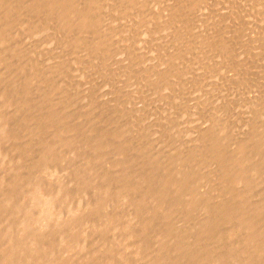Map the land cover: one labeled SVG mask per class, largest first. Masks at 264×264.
Returning <instances> with one entry per match:
<instances>
[{
    "label": "bare ground",
    "instance_id": "obj_1",
    "mask_svg": "<svg viewBox=\"0 0 264 264\" xmlns=\"http://www.w3.org/2000/svg\"><path fill=\"white\" fill-rule=\"evenodd\" d=\"M100 1V0H99ZM98 0H86V2H85V0L83 1H81V0H0V107H2V108H0V110H1V112H0V122L1 121H3L4 123H5V118L7 119L8 118V111H10V110H13V111H15V113H16V115H18V114H20V113H23L22 112V110L23 109H25L26 111H30V110H32V111H35V112H39V113H41L40 114V116L42 115V113L43 114H45V113H47V118L48 119H46V121H47V126H46V128L48 127V125L50 124L51 126V128H53L52 129V131L49 129V131H51V133H50V135H48L47 137H45V135H46V133H45V130H43L44 128H42V129H40L39 127H40V125H39V127H38V125H36V127L34 126L35 124H39L40 123V121H38L37 120V117H35V116H31V118L30 119H28V117H30L29 115H28V117H27V119H28V121L30 122V121H32V123L30 122V124L28 123L27 125H33L36 121L35 120H37L38 122L37 123H35L33 126L35 127H31V126H29V127H31L32 129H34V130H32L34 133H32V131H30L31 133H32V135L30 136V137H33V140L34 139H37L38 141L37 142H35V143H31L30 141H29V143L30 144H32L33 146H34V149L36 150V146H38V149L36 150V151H38V150H40L39 152H37V153H41L40 155H38L37 154V156H40V158H39V161L37 162V160H38V158H37V160H36V164H34V166H33V169L34 168H37L38 169V171H41V169H42V167L44 166H47L48 165V163H46L47 161L49 162V161H54L53 159L51 160V158L53 157V154L52 153H57L56 151H58V150H60V149H58L57 150V148H60L61 146H67V147H70L69 146V143H68V138L67 137H65L67 134H69V132L71 133L72 131H73V129L72 128H70L68 125H66V117H67V115L68 114H70V113H68L67 111H66V113H68V114H66V113H63V111L65 112V109L67 108L68 109V107L66 106V102H65V98H66V96H65V98L63 99V96L64 95H67V93H66V90L70 87H68V88H63L60 84H59V82L60 81H58V79L59 78H62V73H64V72H62L61 73V71L58 73V72H54V71H51V72H47V73H43L42 71H40V70H37L34 66H33V63H29L28 64V62H27V64H28V68H26L25 66H24V69H22L21 71L22 72H20V74H19V72H17V77L15 76V78L13 77H11L10 76V74L8 75V73H10L11 72V69H10V60H12V58L14 57H11V59H10V54H9V45H10V47H12V43L14 42V30L16 29V28H19L20 30H26V28L27 29H30L31 27H29L28 25H29V23H33L34 25H33V27L31 28V31H29V32H32V33H35L36 34V31L37 32H44L43 34H45V32H48L49 30H53V32H55L56 34H57V36H61L62 37V40H61V42H60V44L58 45V47L59 46H61V48H62V50H64V51H66L68 54L69 53H72L73 54V57L76 55H74V53H76L75 51H81L82 53H84L85 51H84V49L86 50V51H88V49H89V51H91L93 54H94V56H97L98 57V54H99V57L100 58H108L109 60H110V52L109 51H111V49L112 48H114L113 46H112V43H114L115 41V35L113 36V38H114V42H112L110 39H113L112 38V35H111V38H109V40L111 41V46H109V43H108V40L106 39L107 37H103L104 35L103 34H105L106 32H107V30H109L108 28L106 29V32H105V30H104V32L105 33H103V29L105 28L104 26H106L105 24H106V19H105V17H108V18H112V17H114L113 19H110L111 20V22H114L115 20V15L118 13V14H121V16H119L118 14V16L119 17H121L122 18V16H123V19L125 20V19H127V21L128 20H131V21H133V25H132V28L134 27L135 29H136V31H137V33H139L140 31H138V29H140V28H146L145 29V32H143V30H142V32H143V35H142V39H143V36L145 37V43H147V42H152V44H153V40H150L151 38H153L154 36L152 35V34H154V33H152V28H155L157 31L155 32L156 33V35H158L157 36V39L155 40V43L156 42H159V43H162V41H161V36H163L162 35V33H166V35H167V33L169 32L170 33V35H171V38L170 39H172L171 41H175V42H177L176 44L177 45H175L176 47H178L180 44V46L182 47V44L184 43V42H186V41H184V39L186 40V36L187 35H190V33H188L189 31H187L186 29H188V28H186V26L187 25H190V22L191 21H193L194 20V17H195V19H196V16H197V18L198 19H200L201 18V16L203 17V12H204V10H205V8H206V6L210 3V1L211 0H120L119 2H117L118 4L120 3V7H119V9H117V8H111V10L109 11V13H108V15L107 16H104V14L103 13H105V12H103V9L105 8L104 6H105V4H104V8L102 7V5L103 4H101L102 2H103V0L101 1V3L99 2ZM105 1H107V0H105ZM104 1V2H105ZM115 0H113V2H114ZM117 1V0H116ZM115 1V2H116ZM213 2H214V0H212ZM222 1V0H221ZM229 2V1H231L230 2V5L232 4V3H234V1L235 0H224L223 1V3L225 4L226 2ZM247 1V0H246ZM252 1H254L255 3H254V5L256 6V7H261V8H264V7H262V3H264V0H251V2ZM103 2V3H104ZM109 2V1H108ZM112 2V1H111ZM245 3V1H240L239 3ZM247 2H249V1H247ZM253 3V2H252ZM252 3H250V5L252 4ZM117 4V5H118ZM227 4V3H226ZM261 4V5H260ZM109 5V4H108ZM107 5V6H108ZM211 4H209L208 6H207V8L210 6ZM228 5V4H227ZM234 5V4H233ZM242 5V4H241ZM113 6H114V4H113ZM240 6V5H239ZM249 6V5H248ZM109 7H112V5L111 6H109ZM150 8V11L147 9V8ZM251 7H253V6H251ZM228 9H229V7H227ZM255 8V7H254ZM253 8V9H254ZM108 9V8H107ZM106 9V10H107ZM227 9V10H228ZM249 9H251V8H249ZM252 9V10H253ZM208 10V9H207ZM227 10H225V11H227ZM251 10V11H252ZM260 10V9H259ZM259 10L257 9V11L259 12ZM105 11V10H104ZM151 12L150 14H149V12ZM212 11V13L214 14V13H216V12H218V11H216V12H213V10L211 9L210 10V12ZM224 11V12H225ZM248 11H250V10H248ZM254 11H255V9H254ZM264 11V10H263ZM202 12V13H201ZM208 13H209V11H207ZM240 12V11H239ZM238 11H237V13H239ZM106 13V14H107ZM149 15H148V14ZM219 13V12H218ZM223 13V12H222ZM227 13V12H226ZM230 13V12H229ZM252 13V12H251ZM255 13V12H254ZM261 13V12H260ZM260 13H258L259 15H260ZM263 13V12H262ZM105 14V15H106ZM207 16L206 17H208L209 15L207 14V13H205ZM204 14V15H205ZM220 14V13H219ZM225 13H223L222 14V16L224 15ZM231 14H232V12H231ZM253 14V13H252ZM212 15V14H211ZM226 15H228V14H226ZM225 15V16H226ZM233 15V14H232ZM264 14H262L261 16H263ZM110 16V17H109ZM216 16V18H214V19H217L218 17V14L217 15H215ZM215 16H213V17H215ZM220 16H221V14H220ZM225 16H224V19H225ZM254 16H256L257 17V15H254ZM118 17V18H119ZM211 17V16H210ZM228 17H229V15H228ZM228 17H226L227 19H229ZM234 17V16H233ZM259 17V16H258ZM204 18V17H203ZM231 18V17H230ZM253 18V17H252ZM120 19V18H119ZM208 19H209V17H208ZM207 19V20H208ZM211 19V18H210ZM221 19H222V17H221ZM223 19V20H224ZM235 19H236V17H235ZM233 20V21H237V20ZM257 19V18H256ZM112 20H114V21H112ZM122 20V19H121ZM202 20H204V19H202ZM202 20H197V22H200V21H202ZM219 20V19H218ZM23 21V22H22ZM109 21V20H108ZM107 21V22H108ZM126 21V20H125ZM125 21L123 22V20L121 21V22H123V23H125ZM126 21V22H127ZM196 21V20H195ZM229 21H231V19L229 20ZM257 21V20H256ZM118 22V21H117ZM232 22V21H231ZM238 22V21H237ZM236 22V23H237ZM264 22V21H263ZM115 23V22H114ZM123 23L121 24L122 25V27H123ZM128 23H129V21H128ZM127 23V24H128ZM131 23V22H130ZM201 23V22H200ZM203 23V22H202ZM228 23V22H227ZM241 23V22H240ZM111 24V23H110ZM126 24V25H127ZM144 24V25H143ZM196 24H199V23H196ZM195 24V25H196ZM204 25H206V23H203ZM212 24V23H211ZM216 24V23H215ZM225 24V23H224ZM109 25V24H108ZM113 24H111V26H112ZM115 25V24H114ZM120 25V23H119V27L121 26ZM130 24H129V26L128 27H130L131 26ZM201 25V24H200ZM210 25V24H209ZM221 25V24H220ZM230 25V24H229ZM229 25H227V29L226 28H224L225 30L224 31H222L223 32V34H227V35H229V36H232V38H234L236 35V33L235 32H238V31H236V25L234 24V25H230V27H228ZM239 26L241 25V27L242 26H244V24L242 25V24H238ZM115 26H117V24L115 25ZM125 26V25H124ZM208 26V25H207ZM212 26H213V24H212ZM211 25H210V28L212 27ZM218 26H219V24H218ZM107 27V26H106ZM113 27V26H112ZM118 27V26H117ZM118 27V28H119ZM204 28H205V26H203ZM202 27V25L200 26V29H202L203 28ZM217 27V26H216ZM223 27H225V25H223ZM222 26L220 27L219 26V28H223ZM121 28V27H120ZM126 28H127V26H126ZM134 28H133V30L131 29V27H130V29H131V31H134ZM142 28V29H143ZM213 28H215V27H213ZM218 28V27H217ZM239 28V27H238ZM237 28V29H238ZM243 28V27H242ZM241 28V29H242ZM244 28H245V26H244ZM243 28V29H244ZM121 29H123L122 31H125L126 32V30L127 29H125L124 27L123 28H121ZM125 29V30H124ZM130 29H128L129 31H130ZM154 29V30H155ZM194 29V28H193ZM198 30H199V28H197ZM264 29V28H263ZM116 30V29H115ZM118 30V29H117ZM184 30H186L187 32H185V33H188L186 36H185V38L183 37V32H184ZM190 30V29H189ZM206 30V29H205ZM211 31H209L208 30V32H213L212 31V29H210ZM28 31V30H27ZM130 31V32H131ZM200 31V30H199ZM217 31H219V30H217ZM217 31H215V33L213 32V35L214 34H216L217 35ZM241 31H243V30H241ZM26 32V31H25ZM109 32H112V31H109ZM108 32V33H109ZM118 32V31H117ZM120 32V31H119ZM135 32V31H134ZM149 32H150V35H152L153 37H150V39L148 38V36H149ZM202 32H203V30H202ZM208 32H205V34L204 35H206V33H208ZM217 32V33H216ZM16 33V32H15ZM107 33V34H108ZM115 33V32H114ZM124 33V32H123ZM129 33V32H128ZM133 33V32H132ZM144 33H145V35H144ZM196 34H199L197 31L195 32ZM194 33V34H195ZM201 33V32H200ZM204 33V32H203ZM220 33V32H219ZM218 33V34H219ZM34 34V35H35ZM55 34V35H56ZM119 35H120V33H118ZM118 34H116V36H118ZM126 34H127V32H126ZM136 33H134V35H135ZM148 34V35H147ZM193 34V31H192V33H191V35ZM193 34V35H194ZM39 35V34H38ZM106 35V34H105ZM110 35V34H109ZM124 35H125V33H124ZM130 35H131V33L129 34V35H125L126 37L128 36V40H131L132 38L130 37ZM133 35V34H132ZM133 35V36H134ZM140 35V36H141ZM165 35V36H166ZM208 35H211V34H208ZM107 36V35H106ZM138 36V35H137ZM198 36V35H197ZM215 36V35H214ZM223 36L224 35H222V37L220 38V39H218L219 41H214L217 45H215L214 43H213V41H211V40H205V39H203L204 37H203V35H201V38L204 40V41H202V39H199V41H200V44H202V45H204L205 43L208 45V43L209 44H214L215 46L213 47V45H212V50L211 51H213V49L214 50H217L220 54L219 55H221V57H223L224 58V60H226V58H229V50H231L232 51V47H231V49H229L228 48V46H227V43L229 42V39H227V38H223ZM243 36V38H244V36L245 35H242ZM241 36V37H242ZM109 37V36H108ZM129 37L131 38V39H129ZM135 37H136V35H135ZM199 37V36H198ZM197 37V38H198ZM206 37H207V35H206ZM205 37V38H206ZM213 37V36H212ZM217 37H218V35H217ZM220 37V36H219ZM226 37V36H225ZM238 37H239V39H241V40H243V38H240V35L238 36H236V39L238 40ZM246 37V36H245ZM263 37V36H262ZM116 38H118V37H116ZM122 39H123V36L121 37ZM140 38V37H139ZM155 38H156V36H155ZM168 37H166V39H167ZM184 38V39H183ZM200 38V37H199ZM209 38H211L210 36H209ZM215 38H216V36H215ZM214 38V39H215ZM229 38V37H228ZM259 38V37H258ZM119 39H120V36H119ZM119 39H117V40H119ZM121 39V41H123V43H125L124 42V39H125V37H124V39L122 40ZM136 39H138L137 37H136ZM134 40V39H132V40H134V41H137V40ZM146 39H149V40H147L146 41ZM159 39V41H157ZM213 39V40H214ZM225 39L226 40H228V41H225ZM235 39V40H236ZM247 39H248V37H247ZM261 39H263V38H261ZM141 40V39H140ZM169 40V39H168ZM194 40V39H193ZM233 40V42H234V39H232ZM244 40H246V38H244ZM243 40V41H244ZM253 40H255V41H257L256 40V38L255 39H253ZM264 40V39H263ZM142 41V40H141ZM164 41H167V40H165V38H164V40H163V42ZM173 41V42H174ZM187 41H189L188 40V37H187ZM195 41H198V40H195ZM247 41V40H246ZM245 41V42H246ZM119 42V41H118ZM130 42V41H129ZM138 42H140L139 41V39H138ZM169 42V41H168ZM232 42V41H231ZM238 42V41H237ZM237 42H234L235 43V45H236V43ZM251 42V41H250ZM254 42V41H253ZM252 42V43H253ZM258 42V41H257ZM121 43V42H120ZM127 43V42H126ZM135 42H133V44H134ZM141 43H144V42H141ZM159 43L157 44V46L158 47H156L157 49L158 48H160L161 49V47H159ZM165 43V42H164ZM233 43V44H234ZM240 43H243V42H240ZM239 43V44H240ZM249 43V42H248ZM247 43V44H248ZM263 43H264V41H263ZM115 44L116 43H114V46H115ZM130 44V43H129ZM136 44V43H135ZM140 43H138L137 45H139ZM190 44H192V43H189V44H185V45H190ZM206 44H205V46H206ZM232 43H231V46L233 45ZM239 44H237L238 46H239ZM254 44H257L256 42H254ZM127 45V44H126ZM126 45H125V47L123 48V49H126L127 50V47H126ZM137 45H136V47H137ZM142 45V44H141ZM153 45H155L156 46V44H153ZM162 45H165V44H162ZM251 45V44H250ZM15 46H17V44L15 45ZM135 46V45H134ZM140 46V45H139ZM138 46V47H139ZM151 46V45H150ZM155 46H152L153 47V49H154V47ZM187 46V47H188ZM216 46H217V48H216ZM230 46V45H229ZM244 46H245V44H244ZM257 46H259V45H257ZM262 46V45H261ZM261 46H259V47H261ZM264 46V45H263ZM109 47H111V49L109 50ZM129 47H132V45L130 46L129 45ZM136 47H134V48H136ZM148 47V46H147ZM151 47V48H152ZM183 47H185L184 45H183ZM182 47V48H183ZM204 47V46H203ZM202 46H201V48H203ZM246 47H250V46H246ZM252 47V46H251ZM251 47L250 48H248V49H250V50H252L251 49ZM253 47H254V45H253ZM259 47H255V48H259ZM13 48V47H12ZM12 48H10V49H12ZM60 48V47H59ZM115 48H116V46H115ZM134 48H131V50L130 51H132V49L134 50V51H136V49H134ZM194 49H195V47H193ZM205 48V47H204ZM200 49V50H205L206 51V48L205 49ZM234 48H236L235 46H234ZM238 48V47H237ZM237 48L236 49H233V52L232 53H234V50H237ZM242 47H240L239 49H241ZM254 48V49H255ZM129 49V48H128ZM139 49V48H138ZM156 49V50H157ZM176 49V48H175ZM189 49H192V46H191V48H190V46H189ZM194 49H192V50H194ZM209 49H211V48H209ZM207 50V51H210V50ZM229 49V50H228ZM245 49V48H244ZM247 49V48H246ZM247 49V50H248ZM262 49V48H261ZM14 50V49H13ZM18 50V49H17ZM147 50V48L145 49V51ZM150 50L151 49H149L148 51H149V53H152V52H150ZM155 50V51H156ZM179 50V49H178ZM181 50V49H180ZM198 50V49H197ZM256 50V49H255ZM259 50H260V48H259ZM263 51L262 52H264V49H262ZM61 51V50H60ZM64 51H62V52H64ZM88 51V52H89ZM118 51V53H119V49L117 50ZM116 50H115V52H117ZM124 51V50H123ZM152 51V50H151ZM154 51V52H155ZM205 51H204V53H205ZM216 51V52H217ZM240 51V50H239ZM243 51H245V50H243ZM261 51V50H260ZM14 52V51H13ZM114 51H111V53H113ZM120 52H122V50L120 51ZM126 51H124V52H122L123 54L125 53ZM133 52V51H132ZM132 52H129L130 54L132 53ZM137 52V51H136ZM157 52V51H156ZM159 52H161V51H159ZM173 52H175V50H173ZM172 52V53H173ZM185 52H186V50H185ZM185 52H183V53H185ZM189 52V51H188ZM192 52V51H191ZM215 52V53H216ZM217 52V53H218ZM257 52V51H256ZM18 53V52H17ZM65 53V52H64ZM66 53V54H67ZM81 53V54H82ZM86 53V52H85ZM121 53V54H122ZM127 53V52H126ZM139 53V52H138ZM147 54H149L148 52H146ZM145 53V54H146ZM171 53V54H172ZM180 53V52H179ZM190 53V52H189ZM199 54H200V51L198 52ZM201 53H203L202 51H201ZM208 53V52H207ZM12 54V53H11ZM14 54H15V52H14ZM65 54V55H66ZM80 54V53H79ZM80 54V55H81ZM95 54H97V55H95ZM130 54H126V55H130ZM133 54V53H132ZM143 54V53H142ZM142 54H138L139 56L140 55H142ZM153 54V53H152ZM155 54V53H154ZM176 54V53H175ZM175 54L173 55V59H174V56H175ZM192 54V53H191ZM191 54H190V56H191ZM208 54H210V53H208ZM211 54H212V52H211ZM210 54V55H211ZM250 54V55H249ZM248 55L250 56H248V59H251V53H249ZM259 54V55H258ZM78 55V54H77ZM83 55V54H82ZM81 55V56H82ZM87 55V54H86ZM92 55V54H91ZM111 55H115V54H111ZM117 55V54H116ZM119 55V54H118ZM118 55H117V57H118ZM126 55H123V57L122 58H124ZM136 56H137V54H135ZM144 55V54H143ZM158 55V54H157ZM156 55V56H157ZM170 55V54H169ZM177 56H178V53L176 54ZM180 55V54H179ZM189 55V54H188ZM203 55V54H202ZM202 55L200 54L199 56H201L202 57ZM219 55H217V56H219ZM254 55V54H253ZM257 55L258 56H261L260 55V53L258 52L257 53ZM257 55H255L256 57H257ZM18 55H16V57H17ZM21 56V55H20ZM67 56V55H66ZM72 56V55H71ZM83 56H85V55H83ZM88 56L90 57V55L88 54ZM93 56V55H92ZM127 56V57H128ZM153 56V55H152ZM160 55H158V57H159ZM164 55H162V57H163ZM171 56V55H170ZM183 56H184V54H183ZM182 56V57H183ZM189 56V57H190ZM194 56V55H193ZM193 56L191 57V58H193ZM211 56H213V55H211ZM246 56L247 55H243V54H240L239 55V57H237L238 58V60L237 61H239L240 62V64L239 65H241V66H245L246 68H247V65H246V60H247V58H246ZM263 56V55H262ZM261 56V57H262ZM23 57V56H22ZM26 57V56H25ZM29 57V56H28ZM76 57L77 56H75V58H74V60L76 59ZM89 57H88V59H89ZM97 57H96V59H97ZM112 58L114 57V56H111ZM116 56H115V58H117ZM157 57V58H158ZM161 57V56H160ZM172 57V56H171ZM178 57H180L179 59H182V57L181 56H178ZM186 57H187V55H186ZM214 57V56H213ZM236 57L234 58V59H231L232 60V62H231V64L233 63V60L235 61L236 60ZM260 57V58H261ZM27 58V57H26ZM67 58H70V56L69 57H67ZM91 58V57H90ZM115 58H113L114 60H116ZM118 58H120V57H118ZM153 58H154V56H153ZM156 58V57H155ZM168 58V57H167ZM167 58H165V56H164V61H168V59ZM170 58V57H169ZM212 58V57H211ZM217 58H219V57H217ZM223 58L221 59L222 60V63L221 64H225V63H223ZM233 58V57H232ZM263 58V57H262ZM261 58V59H262ZM18 59V58H17ZM28 59V58H27ZM31 59V58H30ZM70 59H72V58H70ZM77 59H78V57H77ZM81 59V58H80ZM83 59H84V57H83ZM108 59H107V61H108ZM121 59V58H120ZM120 59H118V60H120ZM124 59H126V58H124ZM133 58H131V60H132ZM167 59V60H166ZM177 59V57L175 58V60ZM194 59V58H193ZM198 59H199V57H198ZM220 59V58H219ZM254 59H255V57H254ZM259 59V58H258ZM257 59V60H258ZM261 59H259L260 61H261ZM264 59V58H263ZM16 60V59H15ZM79 60V59H78ZM78 60H77V62H75V61H70V60H68V61H70V63L71 62H73L74 63V65H75V63H79L78 62ZM85 60V59H84ZM92 60V59H91ZM99 60H102V59H99ZM113 60V61H114ZM130 60V59H129ZM134 60H135V58H134ZM133 60V61H134ZM139 60H141V59H139ZM151 60H153L152 59V57H151ZM151 60H146V62H152ZM161 61L162 59H158V61ZM175 60H172V61H174L175 63L177 62V61H175ZM230 60V59H229ZM258 60V61H259ZM13 61H14V59H13ZM24 60H22V62H23ZM80 61V60H79ZM86 61H88V63H89V60H87L86 59ZM94 61V60H93ZM97 61V60H96ZM112 61V62H113ZM126 61V60H125ZM136 61H138V60H136ZM155 61V60H154ZM183 61H186L185 60V58L183 59ZM247 61H249V63L248 64H250L251 62H250V60H247ZM258 61H257V63H258ZM20 62V61H19ZM24 62H26V61H24ZM30 62H32L31 60H30ZM100 62H102L103 63V61H99L98 63H100ZM105 62V61H104ZM110 62H111V60H110ZM111 62V63H112ZM115 62H117V60L115 61ZM115 62H113V63H115ZM118 62H120V61H118ZM123 62V61H122ZM131 63H133L132 61H130ZM171 62V61H170ZM181 62V61H180ZM225 62V61H224ZM228 62V61H227ZM226 62V63H227ZM253 62L254 61H252V64H253ZM12 63V62H11ZM15 63V61L13 62V64ZM36 63V62H35ZM34 63V64H35ZM81 63H83V62H81ZM107 63V62H106ZM112 63V64H113ZM121 63V62H120ZM125 63V62H124ZM137 62H135V63H133V64H135V65H137L136 64ZM139 63H141V64H143V66L145 67V65H144V61L143 62H138V64ZM157 62H155L154 63V65H159V64H156ZM159 63V62H158ZM179 62H177L176 64H178ZM183 63V62H182ZM182 63H180V64H182ZM230 63V62H229ZM236 63V62H235ZM256 63V64H257ZM264 63V62H263ZM16 64H17V60H16ZM15 64V65H16ZM20 64V63H19ZM22 64V63H21ZM37 64V63H36ZM109 64V63H108ZM123 64V63H122ZM126 64V63H125ZM141 64L139 65V66H137V67H139V68H142L141 70H143V67H140L141 66ZM152 64H153V62H152ZM164 64V63H163ZM168 64V65H167ZM167 64H165V65H167V66H169V62L167 63ZM173 64V63H172ZM180 64L178 65V66H176V67H180ZM237 64V63H236ZM238 64H237V66H238ZM261 64V63H260ZM99 65V64H98ZM100 65H101V63H100ZM104 65V64H103ZM102 65V66H103ZM132 65V64H131ZM130 65V67H131V69H132V66ZM264 65V64H263ZM14 65H12V67H13ZM27 66V65H26ZM36 66H38V65H36ZM106 67H107V64L105 65ZM115 66V65H114ZM124 66V65H123ZM147 66V65H146ZM151 66V65H150ZM170 66H172L171 64H170ZM173 66H174V64H173ZM172 66V67H173ZM184 66H185V64H184ZM220 66V65H219ZM218 66V67H219ZM225 66V65H224ZM234 66H235V64H234ZM240 66V67H241ZM253 66V65H252ZM257 67H260V66H258V65H256ZM255 66V63H254V68L256 67ZM20 67H22V66H20ZM20 67H19V69H20ZM104 67V66H103ZM117 67H119V65L117 66ZM121 67V66H120ZM130 67H129V70H130ZM149 67V66H148ZM152 67H153V65H152ZM152 67H149L148 69L150 70V69H152ZM158 67V69L160 68L159 66H157ZM175 67V66H174ZM185 67H187V63H186V66ZM239 67V66H238ZM238 67H235V68H238ZM239 67V68H240ZM249 67V66H248ZM252 67V68H253ZM264 68V66H262V64H261V67L260 68ZM38 68V67H37ZM102 68V67H101ZM116 68V67H115ZM124 68V67H123ZM126 68H127V66H126ZM136 68V67H135ZM163 68V67H162ZM161 68V69H162ZM166 68H168V67H166ZM166 68H164V69H166ZM170 68V67H169ZM182 68H183V66H182ZM189 68V67H188ZM243 68V67H242ZM249 68H251V67H249ZM248 68V72H249V70H251V69H249ZM253 68V69H254ZM16 69H17V67H16ZM16 69H14L13 70V68H12V71H15V74H16ZM18 69V70H19ZM116 69H119V68H116ZM128 69V68H127ZM146 69V68H145ZM144 69V70H145ZM156 69V68H155ZM163 69V70H164ZM171 69V68H170ZM245 69V68H244ZM258 69V68H257ZM120 70H122V69H120ZM124 70V69H123ZM133 70V69H132ZM137 70H138V72H144V71H139V69L137 68ZM147 70V69H146ZM171 70H173V69H171ZM177 70V69H176ZM262 70H264V69H262ZM262 70H261V72H262ZM20 71V70H19ZM117 71V70H116ZM125 71H127L128 72V70H125ZM125 71H123L124 73H125ZM134 72L136 71V69H134L133 70ZM155 71V70H154ZM153 71V72H154ZM174 71V70H173ZM172 71V73H175V71L173 72ZM178 71V70H177ZM180 71H181V69H180ZM182 71H183V69H182ZM185 71V70H184ZM218 71V70H217ZM238 71H239V69H238ZM241 71V70H240ZM246 71V70H245ZM126 72V73H127ZM130 72H131V70H130ZM136 73L138 76L140 75V74H142V73ZM151 72V71H150ZM186 72V71H185ZM187 72H189V71H187ZM219 72H221V70L219 71ZM243 73H244V71H242ZM260 71H258V72H254L255 74H257V73H259ZM11 73H13V72H11ZM121 73V72H120ZM123 73V74H124ZM129 73V72H128ZM155 73H158V70H157V72H154V74ZM160 73V72H159ZM163 73H165V72H163ZM178 73V72H177ZM176 73V74H177ZM215 73H218V72H215ZM242 73V74H243ZM14 74V73H13ZM44 74V75H43ZM122 74V73H121ZM132 74H133V77H134V73L132 72ZM136 74H135V76H136ZM144 74V73H143ZM153 73H152V75H154ZM166 74V73H165ZM165 74H163V75H165ZM171 74V73H170ZM175 74V75H176ZM178 74H181L180 72L178 73ZM182 74H184V73H182ZM187 74V73H186ZM189 74V73H188ZM245 74V73H244ZM243 74V76H245ZM126 75V74H125ZM128 75V74H127ZM145 75H146V73H145ZM151 75V73H149V76ZM160 77H162V73H160V74H158ZM172 75V74H171ZM171 75H170V77H171ZM246 75H247V73H246ZM257 75H259V74H257ZM257 75H255L256 76V78L258 77ZM143 77H145L144 75H142ZM142 76H140L139 78L141 79V77ZM155 76H156V74H155ZM166 76H168L169 77V75L167 74ZM178 76V75H177ZM184 76V75H183ZM182 76V77H183ZM187 76V75H186ZM186 76H185V79H186ZM239 76H240V74H239ZM248 76H249V73H248ZM247 76V77H248ZM260 76V75H259ZM263 76V75H262ZM261 76V77H262ZM125 77V76H124ZM127 77V76H126ZM131 77H132V75H131ZM151 77V76H150ZM154 77V76H153ZM159 77V78H160ZM168 77L166 78V79H168ZM169 77V78H170ZM172 77H173V75H172ZM234 77H236V76H234ZM246 77V78H247ZM251 77H253V75H251ZM251 77H249L248 79V81L249 82H252L253 81V79H252V81H251ZM120 78H122V77H120ZM130 78V77H129ZM127 79V80H132V79ZM138 77H137V79H139ZM155 78V77H154ZM156 78H158V77H156ZM159 78L157 79L158 81H159ZM180 78H181V76H180ZM184 78V77H183ZM245 78V77H244ZM255 78V80H257ZM264 78V77H263ZM262 78V79H263ZM113 79V78H112ZM134 79V78H133ZM136 79V78H135ZM144 79H146V81H147V77L146 78H144ZM151 79V78H150ZM172 79V78H171ZM177 79V78H176ZM179 79V78H178ZM261 79V78H260ZM121 80V79H120ZM153 80V79H152ZM155 81H157L156 79H154ZM163 80H164V78H163ZM247 80V79H246ZM140 81V80H139ZM142 82L144 81L145 82V80H143V78H142V80H141ZM140 81V82H141ZM150 81V80H149ZM169 81V80H168ZM168 81H166L167 83H168ZM260 81V80H259ZM262 81V80H261ZM118 82V81H117ZM131 82V81H130ZM143 82V83H144ZM152 82V81H151ZM236 82V81H235ZM240 82V81H239ZM255 82V81H254ZM122 83H123V81H122ZM138 83V85H143V86H145L144 84H146V87H148L147 86V84H149V83H144V84H142V83H140L139 84V82H138V80H137V82H136V84ZM159 83V82H158ZM162 83V81L159 83V84H161ZM164 83V82H163ZM166 83V84H167ZM237 83V82H236ZM264 83V82H263ZM116 84H118L119 85V83H116ZM121 84V83H120ZM157 84V83H156ZM165 84V86H167ZM241 84V83H240ZM259 83H258V81H257V83H256V85H258ZM117 85V86H118ZM128 85V84H127ZM126 85V86H127ZM138 85H136V88L138 89L139 88V90L137 91V92H139L140 91V89H141V91H142V89H143V87L142 88H140L141 87V85H140V87L138 86ZM150 85V84H149ZM155 85V84H154ZM158 85V84H157ZM162 85V84H161ZM263 86L264 87V84H261V82H260V84H259V86ZM116 86V85H115ZM122 86H125V85H123L122 84ZM134 86H135V84H134ZM152 86H153V84H152ZM163 86H164V84L162 85V88H163ZM259 86H257L258 88H259ZM262 87V88H263ZM118 88H119V86H118ZM125 88H127V87H125ZM150 88H153V87H150ZM158 88H160L161 89V87L159 86ZM157 88V89H158ZM258 88H256V91H257V89ZM145 89H147V88H145L144 87V90ZM154 89V88H153ZM155 89H156V86H155ZM154 89V90H155ZM159 89V90H160ZM259 89H261V88H259ZM117 90V89H116ZM163 90H166V91H168L169 92V89H167V87H166V89H161V92L163 91ZM264 89H262L261 91H263ZM140 91V92H141ZM147 90H145V92H146ZM151 91V90H150ZM150 91H149V93H150ZM156 91V90H155ZM154 91V92H155ZM158 91V90H157ZM194 91H196V90H194ZM220 91V90H219ZM222 91V90H221ZM220 91V92H221ZM256 91H254V92H256ZM69 92V91H68ZM134 92H135V90H134ZM133 92V93H134ZM148 92V91H147ZM168 92H167V94H168ZM199 92V91H198ZM219 92V93H220ZM223 92V91H222ZM157 93V92H156ZM158 93H160V91H158ZM196 93V92H195ZM194 93V94H195ZM217 93V92H216ZM264 93V92H263ZM262 93V94H263ZM205 94V93H204ZM212 94H214V93H212ZM256 94H257V92H256ZM259 94H260V91H259ZM68 95H69V93H68ZM127 95H131V94H127ZM158 95V94H157ZM163 95H165L164 93H163ZM162 94H161V97H164ZM197 95V94H196ZM199 95V94H198ZM197 95V96H198ZM219 95V94H218ZM218 95L216 94L215 95V97L214 98H217L218 97ZM221 95V94H220ZM219 95V96H220ZM135 96V95H134ZM138 96V95H137ZM197 96H195L194 97V99H196V100H199V98H200V96H202V93H201V95H199V98L197 97ZM204 96H207V94L206 95H204ZM204 96H202L203 98H204ZM211 96H213V95H210V97L208 96L207 98H212ZM217 96V97H216ZM224 96V95H223ZM222 96V98H226V96H224L223 97ZM136 97V96H135ZM221 97V96H220ZM25 98H32V100H31V102L28 100H26ZM133 98V101H134V97H132ZM150 98V97H149ZM160 98V97H159ZM198 98V99H197ZM206 98V97H205ZM206 98V99H207ZM219 98V97H218ZM218 98H217V101H218ZM67 99V98H66ZM68 99H69V97H68ZM70 99H72V98H70ZM75 99V98H74ZM76 99H77V97H76ZM138 100H139V98H137ZM161 99V98H160ZM164 100H165V98H163ZM201 99V98H200ZM206 99H203L204 101H206ZM208 99V100H209ZM26 102H24V101ZM73 100V99H72ZM71 100V101H72ZM137 100V101H138ZM141 100L143 101V99L141 98ZM146 100H148V99H146ZM145 100V101H146ZM206 101V103L207 102H209V101H211V100H209V101ZM214 101H213V103L216 101L215 99H213ZM219 100H222L221 98L219 99ZM74 102H75V100H73ZM72 101V102H73ZM77 102H78V100H76ZM87 101V100H86ZM136 100H135V102H137ZM142 101H141V104H142ZM150 101V100H149ZM159 101V100H158ZM204 101H201L200 100V103H202L203 105L205 104V103H203ZM217 101H216V103H217ZM263 101H264V99H263ZM29 102V103H28ZM91 102V101H90ZM138 102H140V101H138ZM137 102V104L139 105L140 103H138ZM159 102H161V101H159ZM158 102V103H159ZM27 103L29 104V105H27ZM86 103H88V102H86ZM146 103H147V101H146ZM157 103V102H156ZM155 103V104H156ZM193 103H195V102H193ZM198 103V102H197ZM215 103V104H216ZM65 104V105H64ZM89 104V103H88ZM143 104H144V101H143ZM142 104V105H143ZM148 104V103H147ZM152 104H154L153 102H152ZM151 104V105H152ZM164 104L165 103H163V106H164ZM210 104V103H209ZM85 105V104H84ZM91 107H93V103L92 104H89ZM142 105H139V106H142ZM198 105L200 106L201 104H199L198 103ZM195 106V105H192V107H199V106ZM213 105V104H212ZM26 106H28V108L26 109ZM65 106V107H64ZM85 106H87V105H85ZM146 106V104H144V107ZM149 106V105H148ZM166 106H168V103H167V105ZM165 106V107H166ZM208 106V105H207ZM211 106V105H210ZM210 106H209V108H210ZM25 107V108H24ZM88 107V106H87ZM147 107V106H146ZM151 107V106H150ZM158 108L159 107V109L161 108L160 107V105L159 106H155V108ZM205 107H206V105H205ZM259 107V106H258ZM155 109V110H158V109ZM168 108V107H167ZM223 109H225L224 108V106L222 107ZM221 108V109H222ZM260 108V107H259ZM258 108V109H259ZM264 108V107H263ZM263 108H262V110H263ZM116 109V108H115ZM119 109V108H118ZM149 109V108H148ZM163 109V108H162ZM164 109H166V108H164ZM213 109V108H212ZM220 109V110H221ZM250 109V108H249ZM261 109V108H260ZM89 110V109H88ZM92 109H90V111H91ZM4 111V112H3ZM117 111V110H116ZM115 111V112H116ZM152 111V110H151ZM224 111V110H223ZM256 111H257V109H256ZM8 112V113H7ZM31 112V111H30ZM63 113L64 115L66 114V116L64 117L61 113ZM148 112H150V109H149V111ZM249 112V111H248ZM250 112H252V113H250V115L252 114L253 115V111H252V109L250 110ZM259 112V113H258ZM258 114L257 115H260V113H261V110L259 111L258 110ZM38 113V114H39ZM86 113H88L89 114V111L87 112L86 111ZM213 113H214V111H213ZM215 113H217L218 114V109H217V112H215ZM219 113H222V111L221 112H219ZM24 114H25V111H24ZM37 113H36V115H38ZM217 114H215V115H217ZM223 114V113H222ZM221 114V115H222ZM14 115V114H13ZM23 115V114H22ZM27 115V114H26ZM25 115V116H26ZM72 115V114H71ZM75 115V114H74ZM90 115V114H89ZM218 115H220V114H218ZM217 115V117H219ZM245 115V114H244ZM247 115V114H246ZM248 115H249V113H248ZM262 115V118H260L259 116V118L262 120L263 119V115L264 114H261ZM13 117H15V115L13 116ZM21 116H19L18 118H20ZM42 117L43 116H41L39 119H42ZM45 117H46V115H45ZM74 119L76 118L75 116H72ZM71 117V118H72ZM213 117V116H212ZM220 117H222V116H220ZM226 117V116H225ZM253 117V116H252ZM257 117V116H256ZM23 118V117H22ZM21 118V119H22ZM25 118V117H24ZM44 118V117H43ZM73 118H72V120H73ZM211 118V117H210ZM66 119V120H65ZM224 119V118H223ZM227 120H225V121H228L229 119H228V117L226 118ZM259 119V120H260ZM68 120H70L69 118H68ZM217 120H218V118H217ZM220 120L221 119H219V122H220ZM257 120H258V118H257ZM27 120H26V123L28 122ZM41 121H44L43 119L41 120ZM46 121H45V123H46ZM224 121V120H223ZM222 121V122H223ZM3 122H2V124H3ZM6 122H8V121H6ZM34 122V123H33ZM69 122H71V120L69 121ZM212 122V121H211ZM218 122V121H217ZM217 122H216V124H217ZM261 122V121H260ZM25 123V122H24ZM63 125H62V124ZM68 123V122H67ZM213 123H215L214 121H213ZM221 123V122H220ZM69 124V123H68ZM215 124V125H216ZM219 124V123H218ZM43 125H44V123H43ZM71 125V124H70ZM72 125H74V123L72 124ZM214 125V124H213ZM214 125V126H215ZM264 125V124H263ZM262 125V126H263ZM0 126H1V124H0ZM59 126H62V128L60 127V129L61 130H54V128H57V129H59L58 127ZM64 126V127H63ZM76 126H78V125H76ZM217 126V125H216ZM219 126V125H218ZM217 126V127H218ZM260 126V125H259ZM258 126V127H259ZM74 127V126H73ZM220 127V126H219ZM10 129L9 127H8V125H7V127H5L4 126V124L1 126V129H0V132L2 133L1 134V136H3V142H5V141H7V142H9V140H10V133H9V130L8 129ZM31 128H29V129H31ZM262 128V127H261ZM36 129V130H35ZM75 129H76V127H75ZM75 129H74V133L73 134H75L76 133V131H75ZM81 129V128H80ZM79 129V130H80ZM215 129V128H214ZM257 129H259V128H257ZM47 130L48 129H46V132H47ZM79 130H77V131H79ZM28 131V130H27ZM219 131V130H218ZM260 131V130H259ZM12 132V131H11ZM29 132V131H28ZM28 132H26L27 134H28ZM65 132H67V134L65 133ZM262 132H263V129H262ZM48 133V132H47ZM66 134L65 136H63V135H61V134ZM78 133V132H77ZM258 133V132H257ZM257 133H255L256 135H260L261 134V132L259 133V134H257ZM14 134V133H13ZM212 134V133H211ZM210 133H209V135H211ZM254 134V135H255ZM16 135V134H15ZM29 135V134H28ZM208 135V134H207ZM207 135H205L204 136V138H203V136H201L204 140H202L203 141V145H204V147H200L199 145L200 144H198V146L200 147V151L199 152H197V153H203V154H206V155H208V156H210L208 159H210V158H214V164H215V162L217 163L216 165L218 166H220V162L222 161V162H225V163H228V164H225L224 165V167H222V165H221V167H218L219 169H215V167H214V169L213 168H211L212 170H210V171H208V169H206L207 171H208V173H206V171H204V170H201L200 171V169L198 170V169H193V167H191V166H189L188 165V167L190 168V169H188V167L186 168V166H184L183 167V165L184 164H182V163H184V159H183V161H181V160H179V162L181 161L182 163H180V167H178V168H174L173 170H171L170 168H169V166H168V168L167 169H165L166 167L164 166V164H166V163H163V165L162 164H160V165H162V166H164V170H161L159 167H161L160 165H158L159 167H158V169H160V170H156V168L153 170L151 167V169L149 168L148 170H152V171H147V170H144L145 172H143V170H138V169H134V170H126V168L124 169H122V167L119 169V170H117V172H115V174H111V171H109V173H101V174H99L97 177H96V180L95 181H90V180H88V178L86 177V176H84V174L86 173V170H85V172H84V174L82 173V175H81V177L79 178V176L77 177L78 179H76V182H75V184H76V186H77V189H76V192H77V198H79V197H81V198H84L86 195H88V193L89 192H93L94 193V196L93 197H91V200L89 199V201L88 202H86V205H82L81 207L82 208H77V209H75L76 211H78V213L80 212V211H85L86 210V212H85V216L87 217L86 219L84 218V221H83V219L81 220V219H79V217L77 216L76 218H73V220L71 219V221H70V225H76V227L75 228H77V224L79 225V223H80V225L83 223V224H88V223H91L92 222V225L91 226H93L94 224H93V221L91 220V218L92 217H96L97 219H99L100 221H108V215L109 214H107L109 211H106L107 209H108V207H109V205H110V203L112 202V201H116V200H118L119 201V203H120V200L122 199L123 201L122 202H124V204L123 205H125L126 206V204L129 206H127L128 208H131V210H132V213H131V210H130V216H131V214L133 215V213H134V217H135V219H138V220H136V221H139V222H137V224H138V226H139V228L138 227H136L135 229L137 230V228L140 230V231H142V233L143 234H141L140 233V231L138 232L139 233V235H138V237H140V241H139V239H138V241H137V243H136V245H134L135 246V248H133L132 247V245H130L131 246V248H133L136 252V254H137V256H138V258L139 259H142V260H144V258L145 259H147V264H264V210H262L261 209V207H258L259 205V203H257V205L255 204L256 202H257V200L254 202V201H252L254 204H252L251 202H250V196H249V194L251 193V191L252 190H254V183H253V180H256L255 178H257V177H260V175H262V176H264L263 175V173L261 172V169H259L258 167H256V166H249V167H247L246 165H247V163L249 162V161H251L252 162V160H251V158H253V156H249L248 154L250 153V155H251V153H252V151H253V154L254 153H259L261 150H263L262 148H264V146H263V144H264V142L263 141H261V137L262 136H264L263 135V133H262V135H260L261 137L260 138H256L255 136H253V137H255V139H259L258 141H254L255 139L251 136V138H253L254 140L252 141V139L250 140V139H241L242 141H240L239 142V144H237V146L235 147L234 145H235V143L233 144V146H234V148H232V150L229 152V149H231V147L229 148V146H231L230 145V143H229V145H228V148H227V150L225 149V146L224 145H226L227 144V142H226V144H225V140L223 139V138H219V137H214V136H208L207 137ZM215 135V134H214ZM216 135H218L217 133H216ZM245 135V134H244ZM249 137H250V134H247ZM1 136H0V138H1ZM11 136H12V134H11ZM50 136H53L51 139H50ZM68 136V135H67ZM118 136H120V135H115L114 137L115 138H118ZM15 137V136H14ZM30 137H28V138H30ZM63 137H65V138H67V140L65 139V138H63ZM100 137V136H99ZM200 137V139H199V141L202 139ZM241 137V136H240ZM246 137V136H245ZM13 138V137H12ZM47 138H49V139H47ZM120 138V137H119ZM242 138H244V136L242 135ZM32 139V138H31ZM65 139V140H64ZM70 139V138H69ZM240 139V138H239ZM1 140V139H0ZM12 140V139H11ZM30 140V139H29ZM72 139H70V142H72L71 141ZM32 141V140H31ZM36 141V140H35ZM201 141V142H202ZM74 142V141H73ZM72 142V143H73ZM201 142H199V143H201ZM1 144H2V140H1V142H0ZM36 143H39V144H36ZM67 143V144H66ZM71 143V144H72ZM4 144V143H3ZM27 144V143H26ZM29 144V145H30ZM94 145H90L92 148H93V150H97V154H98V156L99 155H101L102 153H98V151L100 152V150H102L103 148H104V146L105 145H103L102 143H101V140H100V142L98 143V142H96V143H93ZM28 145V144H27ZM2 146V145H1ZM1 146H0V148H1ZM31 146V145H30ZM65 146V147H66ZM197 146V147H198ZM32 147V146H31ZM62 147V148H63ZM64 147V148H65ZM67 147L65 148V149H67ZM26 149V146H24L23 147V149ZM21 149V152H23L22 151V148H20ZM32 148H30L29 149V147L27 148V150H28V152L30 153L31 151H33V149L31 150ZM105 149H106V147H105ZM199 149V148H198ZM17 150H19V149H17ZM26 150V151H27ZM62 150V149H61ZM104 150V149H103ZM107 150V149H106ZM16 151V150H15ZM25 151V150H24ZM26 151L25 152H23L24 154L26 153ZM197 151V150H196ZM195 151V152H196ZM1 152V151H0ZM14 152V151H13ZM19 152V151H18ZM21 152H19L20 154H23V153H21ZM27 152V153H28ZM115 154H117V155H121L122 153H124L123 152V150L121 149H115ZM114 152H112L113 154H114ZM15 153H17V152H15ZM18 153V154H19ZM224 153H229V155H227V154H224ZM235 154L234 156L232 155V158H231V160H227V158L230 156V154ZM264 153V152H263ZM19 154V155H20ZM34 154H36V152L34 153ZM54 154V156H56ZM246 154H247V156H248V162L246 163V165H245V163H244V161H246L247 160V158H246V160H245V157H247L246 156ZM260 155H261V153H259ZM258 154V155H259ZM12 155H15V154H12ZM26 155V154H25ZM27 155H29V154H27ZM26 155V156H27ZM32 155V154H31ZM52 155V156H51ZM205 155V156H206ZM259 155V156H260ZM24 156V155H23ZM204 156V155H203ZM226 156H228L227 158H225ZM264 156V155H263ZM262 156V157H263ZM14 157V156H13ZM13 157H12V159H13ZM17 157V156H16ZM16 157H14V159L16 158ZM20 157V156H19ZM25 157V156H24ZM179 157L180 156H178V159H179ZM189 157V156H188ZM235 157V158H234ZM257 157V156H256ZM256 157H254V158H256ZM55 158V157H54ZM176 159H177V157H175ZM175 158H172L171 157V160H170V158H166V160H169L170 162L172 161V159H175ZM230 158V157H229ZM250 158V159H249ZM254 158H253V162L255 163V161H254ZM21 159V158H20ZM177 159V160H178ZM207 159V160H208ZM258 159H259V157H258ZM261 159H263V158H261ZM227 160V161H226ZM264 160V159H263ZM13 161H15V160H13ZM18 161H20L19 159L17 160V163H19ZM55 161H56V163H57V159L55 158ZM168 161V162H169ZM185 161H187L186 159H185ZM209 161H212V160H209ZM209 161L207 162L208 164V166H211L210 165V163H209ZM258 161V160H257ZM259 161H261V163H263L262 162V160H260L259 159ZM21 162V161H20ZM51 162H49V164L51 163ZM172 162H176V163H178L176 160L175 161H172ZM206 162V161H205ZM221 162V163H222ZM15 163V162H14ZM34 163V162H33ZM250 163V162H249ZM248 163V164H249ZM24 164V163H23ZM52 164V163H51ZM54 164V163H53ZM58 164V163H57ZM175 164V163H174ZM8 165H9V162H8ZM12 165L13 166H15L13 163H11V165H9V166H11V168H15V167H17V168H22L21 167V165H19L20 167H18V166H15V167H12ZM18 165V164H17ZM55 165V164H54ZM54 165H53V168H54ZM169 165H170V163H169ZM175 165H177V164H175ZM203 165H204V163H203ZM26 165H24L23 167H25ZM28 166V165H27ZM32 166V165H31ZM31 166H30V169L29 170H31ZM39 166H41V167H39ZM49 166V165H48ZM57 166V165H56ZM156 166V165H155ZM171 168H173V164H171ZM178 166V165H177ZM208 166H203V168L205 169V168H208ZM226 166V167H225ZM29 167V166H28ZM52 167V166H51ZM157 167V166H156ZM212 167V166H211ZM10 167L8 168V169H10V173L12 174V173H16V172H18V175L16 174V176H19L20 175V173H19V171H14V172H11V169ZM50 167H48V169H49ZM57 167H55V169H56ZM163 168V167H162ZM19 169V170H20ZM37 169H36V171H37ZM45 169V168H44ZM47 169V168H46ZM45 169V170H46ZM47 169V170H48ZM145 169V168H144ZM263 170H264V168H262ZM16 170V169H15ZM26 170H28V169H26ZM26 170H24L23 169V171H25L26 172ZM28 170V171H29ZM57 170V169H56ZM138 170V171H137ZM262 170V171H263ZM35 171V170H34ZM35 171V172H36ZM44 171V170H43ZM51 171V170H50ZM205 172V174H207V175H205L204 174V172ZM7 172H9L8 170H7ZM7 172L5 173L6 175H7ZM20 172H21V170H20ZM30 172H32V171H30ZM46 172V171H45ZM52 172V171H51ZM50 172V173H51ZM56 172H58V171H56ZM54 170H53V173L55 174L56 173ZM75 172V171H74ZM73 172V173H74ZM77 172V171H76ZM79 172H81L80 170H79ZM92 172V171H91ZM108 172V171H107ZM113 173H114V171H112ZM1 173V172H0ZM48 173V172H47ZM78 173V172H77ZM9 174V173H8ZM21 174H23V173H21ZM25 174V173H24ZM23 174V175H24ZM27 174H28V172H27ZM30 174V173H29ZM28 174V175H29ZM32 174V175H31ZM30 175H29V177L27 176V179H25V180H29V181H27V182H29L28 183V189H26V190H28L29 191V194H30V197L28 196V197H26V198H28V199H32V201L34 202L33 204H34V206H35V209H36V207L37 208H41V211H39L38 210V212H40L39 213V215L41 214L42 215V218H40V217H38V218H35V217H31V215H30V217H29V213L30 212H28V210H27V212H26V210L25 211H22V209L24 208V209H26V204L29 202H27L26 204H25V200L23 201V199H20V198H18V197H16V196H19L20 197V195H16L15 193L16 192H14V194L16 195V196H14V194H13V189L10 191L8 188L9 187H7L6 189H7V191L9 190L10 191V193H11V195L9 194V196L7 197V195H8V192L6 191V189L4 190V192L2 193V194H4V195H2V196H4V200H6V197H7V203H9V201L11 202V200H13V199H15L14 197H16V198H18V199H20V202H21V200L24 202V205L23 206H20V205H18L17 204V202H16V200H14L16 203L15 204H17V206L15 205V212L17 211L18 212V214L17 215H15L14 214V217H12L13 219H11V216H10V218L9 217H6V213L8 214V211H6V213H3V211H1L0 210V218L2 217V218H4V215L2 216V213L3 214H5V217L7 218H5L4 220H2V218H1V221H0V264H76L75 263V261L73 260V258L71 259V258H69V259H67V258H63L62 256H63V254H65L64 252H63V254H62V256H60L59 254L61 253V252H59L58 253V249L60 248H56L57 250H52V247H54L53 246V244H57V241H59V240H55L54 238L56 237H53L52 236V234H54L53 232H54V230L52 231V232H50V238H52L53 237V239L56 241V243H51V244H47V242H44L47 238H49V237H47L46 239H33L32 240V238L33 237H35L34 235H33V230L35 229L36 231H40V234H41V230H43L44 229V231H43V233L45 232V230L48 228H50V224H49V220L52 218H49V215H51L52 214V212L53 211H56L55 209H56V207L57 208H59V207H61L62 206V204L63 203H65L66 201H71V198H72V195H74V194H76V192L75 191H73V192H75L74 194H72V193H69L68 192V189H66V188H64L63 186H64V184H61L62 182H60L59 181V183L61 184V186L63 187H61L60 185V187L59 188H51L52 186H54V183L51 185V187H50V185L49 184H47V185H49V186H45V183H43V180H42V183L41 182H39L41 179H42V177L41 176H39V174H38V181L36 180V178L33 176V174H37V172L36 173H31ZM46 174V173H45ZM58 174H60V172L58 173ZM72 174V173H71ZM75 174V173H74ZM81 174V173H80ZM1 175L2 174H0V177H1ZM2 176V177H6V179L7 180H9V177L7 178V176ZM10 175V174H9ZM75 175H77V174H75ZM25 176H26V174H25ZM71 176V175H70ZM12 177H13V174H12ZM12 177H10V182H12V180H11V178ZM15 177V176H14ZM14 177H13V179H14ZM21 177H22V175H21ZM40 177H41V179H40ZM46 177H48V176H46ZM72 177H73V175H72ZM17 178V177H16ZM19 178V177H18ZM22 178H24V176L22 177ZM21 178V179H22ZM26 178V177H25ZM3 179V178H2ZM1 179V180H2ZM0 180V181H1ZM4 180H5V178H4ZM7 180H6V182H7ZM23 181H24V179H22ZM58 178H56V183H58ZM61 180H62V178H61ZM257 180H260L259 178L257 179ZM257 180H256V182H257ZM22 181V183H25V182H23ZM72 181H73V179H72ZM2 182V181H1ZM0 182V183H1ZM6 182H4L5 184V186H6V184H7V186H8V183H6ZM15 182V179L13 180V183ZM17 182H18V180H16V182L13 184V183H10V185L11 184H13L14 185V187H15V184H17ZM19 182H20V178H19ZM18 182V184H17V186H18V188H17V190L19 189V187H23V186H19L20 185V183ZM68 182V181H67ZM262 184H264V181L262 180ZM21 183V184H22ZM55 183V185H57ZM213 183H215L214 185H213ZM261 183V182H260ZM3 184V183H2ZM1 184V185H2ZM9 185V186H10ZM72 185H74V183L72 184ZM257 185V184H256ZM259 186H261V185H259ZM4 186H2L1 188H3ZM27 187V186H26ZM26 187H24V188H26ZM70 187V186H69ZM69 187H67V188H69ZM0 188V189H1ZM24 188H21V189H24ZM71 188H72V186H71ZM76 188V187H75ZM74 188V189H75ZM263 189V188H262ZM20 190V189H19ZM25 190V189H24ZM3 191V190H2ZM2 191H0V192H2ZM14 191H15V189H14ZM23 191V190H22ZM259 191H260V189H259ZM258 191V192H259ZM7 192V193H6ZM19 192H21V191H18L17 193H19ZM5 193L7 194L6 196H5ZM24 193V191L21 193V194H23ZM27 193V192H26ZM25 193V194H26ZM255 195V193H253L252 192V195ZM2 196H0V197H2ZM89 196V195H88ZM24 197V196H23ZM76 197H73V198H76ZM256 197H258L257 195H256ZM25 198V199H26ZM80 198V199H81ZM251 198H252V196H251ZM254 199H255V196L253 197ZM0 199H2V198H0ZM69 199V200H68ZM73 200V199H72ZM260 200H262V199H260ZM1 201H3V200H1ZM65 201V202H64ZM69 201V202H70ZM75 201V200H74ZM125 201H126V204H125ZM259 201V200H258ZM263 201V200H262ZM30 202H31V200H30ZM68 202V203H69ZM73 202V201H72ZM5 201H4V205H6L7 204ZM11 203H13V201L11 202ZM19 203V202H18ZM85 203V202H84ZM113 203V202H112ZM111 203V204H112ZM117 203V202H116ZM14 204V203H13ZM20 204V203H19ZM22 204V203H21ZM29 204V203H28ZM113 204H115V203H113ZM1 205L3 206V208H4V205L2 204V202H1ZM0 205V206H1ZM63 205H66V203L65 204H63ZM72 204H70V206H71ZM77 205V204H76ZM75 205V206H76ZM116 205L117 204H115V205H113V206H115L116 207ZM1 206V207H2ZM13 205H11V207H12ZM25 206V207H24ZM32 205L30 204V208H32V209H34L33 207H31ZM74 206V205H73ZM74 206V207H75ZM113 206L111 207V208H113ZM120 206V205H119ZM261 206V205H260ZM8 207H9V209H8ZM7 208H6V206H5V208L6 209H8L9 211H10V206H8ZM28 207V206H27ZM63 207H65V206H63ZM114 207V208H115ZM123 207V206H122ZM62 208V207H61ZM116 208H120V207H116ZM116 208L115 209H112V210H115V211H117L116 210ZM126 208V207H125ZM23 209V210H24ZM28 209H29V207H28ZM70 209V208H69ZM69 209H67L66 211H68L69 212ZM71 209H72V207H71ZM264 209V208H263ZM12 210H13V207H12ZM59 210V209H58ZM57 210V211H58ZM73 210H74V208H73ZM109 210H110V207H109ZM122 210V209H121ZM124 210V209H123ZM126 210H127V208H126ZM125 210V212H126V214H128L127 212L128 211H126ZM14 211V210H13ZM12 211V212H13ZM32 211H34V210H32ZM60 211V210H59ZM63 211V210H62ZM65 211V210H64ZM83 211V212H84ZM104 211H106V213H104ZM35 212V211H34ZM38 212H36V213H38ZM61 212V211H60ZM68 212H67V214L66 215H68ZM71 212V211H70ZM75 212V211H74ZM82 212V213H83ZM88 212V214H86ZM111 212V211H110ZM118 212V211H117ZM121 212V211H120ZM146 212V216H147V213H149V219H148V221H149V223H150V225H149V223L147 224V223H145L144 222V220L146 221V219H144V220H140V217L142 218V214L144 215V213ZM56 213V212H55ZM62 213V212H61ZM60 213V214H61ZM81 213V214H82ZM116 213V212H115ZM122 213H124L123 211H122ZM12 215L13 216V214L11 213V212H9V215ZM30 214H32V213H30ZM35 214V213H34ZM72 214L74 215V213L72 212ZM107 214V215H106ZM120 214V213H119ZM128 214V215H129ZM38 215V216H39ZM53 215H55V214H53ZM76 215H77V212H76ZM79 215V214H78ZM83 215V214H82ZM113 215V212H112V214H110V216H112ZM117 214H115V216H116ZM121 215V214H120ZM124 215V214H123ZM127 215V216H128ZM33 216V215H32ZM56 216H57V213H56ZM110 216H109V218H110ZM124 216H126V215H124ZM127 216H126V218H127ZM145 216V215H144ZM174 216V218L176 217L177 219H179V224L178 225H180V222H181V227H179L177 224H174L173 225V220H175L174 218H172ZM59 217V216H58ZM57 217V219H60V218H58ZM68 217V216H67ZM70 217V216H69ZM72 217V216H71ZM82 217H84V216H82ZM81 217V218H82ZM120 217H122V215L120 216ZM8 218H9V220H8ZM116 217H114V219H115ZM125 218V220H127L128 221V219H129V216H128V219H126ZM54 219V218H53ZM56 219V220H57ZM68 220L70 219V218H67ZM96 219V220H97ZM111 219V218H110ZM109 219V220H110ZM113 218L111 219V220H114ZM121 219H124V217H122ZM121 219H120V221H121ZM143 219V218H142ZM173 219V220H172ZM177 219L175 220V221H177ZM12 220V221H11ZM119 219H117V221H118ZM132 220V219H131ZM134 220V219H133ZM132 220V221H133ZM172 220V221H171ZM59 221L60 220H58V221H55L56 223L58 222L59 223ZM64 221V220H63ZM63 221H60V222H63ZM65 221H67V220H65ZM64 221V222H65ZM83 221V222H82ZM114 221H116V220H114ZM123 221V220H122ZM126 221V222H127ZM135 221V222H136ZM143 221V222H142ZM148 221H146V222H148ZM174 221V223H176ZM51 222V221H50ZM55 222H53L52 224H54ZM95 222V221H94ZM102 222V223H103ZM119 222V221H118ZM55 223V224H56ZM65 223H68V222H65ZM101 223V222H100ZM109 223V222H108ZM113 223H115V222H113ZM112 223V224H113ZM120 223V222H119ZM129 223V222H128ZM59 224H61V223H59ZM69 224V223H68ZM106 224V223H105ZM111 224V223H110ZM111 224V225H112ZM116 224H117V222H116ZM116 224H115V226L114 227H116ZM121 224V226L123 225L122 224V222L120 223ZM119 224V225H120ZM127 224V223H126ZM125 224V225H126ZM133 224V223H132ZM131 224V225H132ZM136 224V225H137ZM48 225H49V227H48ZM66 225V227H67V224H65ZM84 225V226H85ZM96 225V224H95ZM100 225V224H99ZM99 225H97V226H99ZM102 225V224H101ZM101 225H100V227L99 228H101ZM175 225H177V226H175ZM55 226V225H54ZM63 226H64V223H63ZM91 226H87L86 225V227L89 229V230H91V231H93L92 229H90L89 227H91ZM106 226H108V224H106ZM175 226V227H174ZM35 227H41V228H35ZM56 227L58 228V226H57V224H56ZM59 227L60 228H55V229H57L56 231H57V234H60V232L59 231H61L62 232V230H61V228H62V226H60L59 225ZM65 227V229H64V233L66 234V232H65V230L67 229ZM80 227H82V225L80 226ZM79 227V228H80ZM94 227V226H93ZM92 227V228H93ZM96 227V226H95ZM119 227V226H118ZM125 227V230L127 231V229L126 228H130V227H133L134 228V224H133V226H124ZM124 227H122V230H123V228ZM144 227V228H143ZM70 228H72V227H70ZM69 228V229H70ZM83 228V227H82ZM82 228H80V229H82ZM87 228H86V230H87ZM108 228V227H107ZM107 228L106 229H104V226H103V228L102 229H104V230H102L100 233H102L103 231H105L106 230V234H110V233H107V232H109L110 231V229L109 228H111V227H109L108 229H109V231H107ZM117 228V227H116ZM141 228V229H140ZM155 228H156V231H155ZM157 228H158V232H157ZM47 229V230H48ZM50 229H52V226H51V228ZM54 229V228H53ZM74 229V228H73ZM73 229H70V230H72L73 231ZM96 229H97V227H96ZM121 229V228H120ZM120 229H119V231H120ZM77 230V229H76ZM95 230V229H94ZM113 230V229H112ZM116 231H118V229H115ZM114 230V231H115ZM135 230V231H136ZM148 230V231H147ZM36 231L34 232V233H36ZM50 231V230H49ZM81 231L82 230H80V231H78L77 233L75 232V235H74V233H73V235L72 234H70L69 235V237H68V235H67V237L68 238H66L65 239V242L63 243L64 245H65V243L67 244L66 246H68L69 247V249H70V251H71V247L73 246V244H77V247H80V246H78L79 245V237L77 238V235H78V233H81ZM100 231V229L98 230V232ZM116 231L114 232V233H116ZM124 231V230H123ZM125 231V232H126ZM129 231H131V229L129 230ZM134 231V230H133ZM135 231H134V233H135ZM87 232V231H86ZM96 232H97V230H96ZM98 232H97V234H98ZM128 232V231H127ZM132 232V231H131ZM130 232V233H131ZM147 232V233H146ZM39 233V232H38ZM42 233V234H43ZM46 233H48L47 231H46ZM52 233V234H51ZM68 234H69V232H67ZM72 233V232H71ZM118 233V232H117ZM122 233V232H121ZM137 233V232H136ZM152 234V236H153V233L155 234H159V236H158V238L156 237V241H155V239H154V242L152 241V243L153 244H151V242L149 241V237H147L146 235H148V234ZM39 234V235H40ZM41 234V235H42ZM49 234V233H48ZM57 234H55V235H57ZM77 234V235H76ZM94 234H96V233H94ZM96 234V235H97ZM106 234H104V235H106ZM119 234V233H118ZM122 234H124V232L122 233ZM121 234V235H122ZM129 234V233H128ZM132 234V233H131ZM146 234V235H145ZM43 235H45V233L43 234ZM42 235V236H43ZM47 235V234H46ZM82 236H83V234H81ZM84 235H86L85 234V232H84ZM93 235V234H92ZM100 235V234H99ZM111 235H112V233H111ZM130 235V234H129ZM133 235V234H132ZM88 237H89V235H87ZM90 236H91V234H90ZM95 236V235H94ZM107 236V235H106ZM113 236V235H112ZM117 236L118 235H115L114 237H116L117 238ZM124 236H126V235H124ZM134 236H137V235H133V237ZM157 236V235H156ZM40 237V236H39ZM58 237H59V235H58ZM57 237V238H58ZM60 237H62V236H60ZM59 237V238H60ZM84 237H86V236H84ZM87 237V238H88ZM98 237H100V236H98ZM103 237H105V236H103ZM102 236H101V238H103ZM121 237V236H120ZM119 237V238H120ZM147 237V238H146ZM58 238V239H59ZM63 238H65V236L63 237ZM80 238H82L81 236H80ZM87 238H86V240H87ZM101 238H96V239H99V240H101ZM111 238V237H110ZM109 237L107 238V239H110ZM115 238V239H116ZM131 238V236H129V239ZM151 238V237H150ZM153 238V237H152ZM84 239V238H83ZM113 239V238H112ZM121 239V238H120ZM123 239V238H122ZM125 239H127V237H125ZM128 239V240H129ZM135 239H136V237H135ZM147 239H148V241H147ZM30 240H32V242L31 243H27V241H29L30 242ZM50 240V242H52V240L51 239H49ZM54 240H53V242H54ZM61 240L62 239H60V242H61ZM82 240V239H81ZM92 241L93 240H95V239H91ZM91 240H89V242L91 241ZM106 239H104V241H105ZM114 240V239H113ZM130 240H132V239H130ZM47 241V240H46ZM78 241V242H77ZM92 241H91V243H92ZM97 241V240H96ZM103 241V240H102ZM121 241V240H120ZM123 242L125 241V240H122ZM121 241V242H122ZM136 241V240H135ZM135 241H134V239H133V242H134V244H135ZM49 242V241H48ZM88 242V243H89ZM107 242H109V241H107ZM107 242L106 243H104V244H107ZM112 242V241H111ZM114 242V241H113ZM115 242H116V244H115ZM114 243H111L112 245H117L118 243H121V242H119V239H118V243H117V241H115ZM128 242V241H127ZM131 242V241H130ZM133 242H132V244H133ZM83 243V242H82ZM90 243V244H91ZM94 243H96L95 241H94ZM93 243V244H94ZM27 244H30V247H29V245L27 246ZM81 244V243H80ZM84 245H85V243H83ZM110 243H109V245L107 244L106 246H107V248L109 247V246H112ZM124 244H125V242H124ZM131 244V243H130ZM61 246H62V244H60ZM60 245H56V247L57 246H60ZM82 245V244H81ZM89 245V244H88ZM95 245V247L97 246L96 244H94ZM100 245V244H99ZM75 246V245H74ZM73 246V247H74ZM102 246V245H101ZM121 246V248H120V250L122 249V245H120ZM124 246H126V245H124ZM127 246H129V245H127ZM130 246H129V249H130ZM65 247V246H64ZM63 247V248H64ZM76 247V248H77ZM83 247V246H82ZM87 247V246H86ZM90 248H91V246H89ZM94 247V246H93ZM93 247H92V249H93ZM99 248H100V246H98ZM104 247V246H103ZM102 247V248H103ZM112 247H114V246H112ZM117 247V246H116ZM62 248V249H63ZM75 248V247H74ZM81 248V247H80ZM79 248V249H80ZM98 248V249H99ZM102 248H100V249H102ZM106 248V249H107ZM119 248H117L116 250H115V252L117 251V253L119 252ZM126 248V247H125ZM128 248V247H127ZM126 248V249H127ZM61 249V248H60ZM59 249V250H60ZM61 249V250H62ZM69 249H68V251H69ZM85 249V248H84ZM97 249V250H98ZM124 249V248H123ZM125 249V250H126ZM64 250H66V248L64 249ZM81 250V249H80ZM79 250V251H80ZM82 250H83V248H82ZM86 250V249H85ZM84 250V252H87V251H85ZM90 250V249H89ZM112 251L111 252H113V249H111ZM128 250V249H127ZM132 250V249H131ZM133 250V251H134ZM53 251H57V254L56 255H54L53 256V254H54V252ZM63 251V250H62ZM75 251H78V250H75ZM90 251H92V250H90ZM94 251H96V249L94 250ZM101 251V250H100ZM102 251H103V249H102ZM101 251V252H102ZM104 251H106L105 249H104ZM108 251V250H107ZM106 251V252H107ZM124 251V250H123ZM129 251V250H128ZM132 251V253L131 254H133L134 252ZM97 252L99 253V251H96V254H97ZM108 252H110V249H109V251ZM111 252H110V254H111ZM125 252H127V251H125ZM130 252L131 251H129V254H130ZM67 253V252H66ZM78 253V252H77ZM91 253V252H90ZM90 253H88V254H90ZM114 253V252H113ZM112 253V254H113ZM128 253V252H127ZM94 254V253H93ZM100 254V253H99ZM109 254V253H108ZM109 254V255H110ZM116 254V253H115ZM115 254H113V256L115 255ZM119 254H121L120 252H119ZM118 254V255H119ZM126 254V253H125ZM130 254V256H132ZM101 255V254H100ZM99 255V256H100ZM104 254L102 253V255H101V257H104V256H106L107 254H105L104 256H103ZM96 256H98V255H95V257ZM98 256V257H99ZM112 256V255H111ZM116 256H117V254H116ZM123 257H124V254L122 255ZM133 256H134V254H133ZM132 256V257H133ZM95 257H92V256H90V257H88L87 256V254H86V257L85 258H87V260H85V262H82V260H80L81 262H82V264L84 263V264H113V263H115V262H117V261H114V262H112V260H111V257L109 256V257H105L106 259H104V260H101V261H99L98 260V258H96L95 259ZM128 257H129V255H128ZM128 257L126 256V258L127 259H125V258H123V259H125V260H127V261H129V259H128ZM132 257H131V260H132ZM135 257V256H134ZM84 258V259H85ZM113 258V257H112ZM130 258V257H129ZM114 259V258H113ZM117 258L115 257V260H116ZM120 259H122V257L120 258ZM124 260V261H125ZM142 260H140L141 262H142ZM84 261V260H83ZM134 261H135V258L133 259V263H134ZM123 262V261H122ZM122 262L120 263V260H119V263L120 264H122ZM129 262H131V261H129ZM131 262V263H132ZM144 262V261H143ZM146 262V261H145ZM125 263V262H124ZM127 263V262H126ZM130 263V264H131ZM137 263V262H136ZM138 263H140V262H138ZM117 264H118V262H117ZM135 264V263H134ZM141 264V263H140ZM143 264H146V263H143Z\"/></svg>",
    "mask_w": 264,
    "mask_h": 264
},
{
    "label": "rangeland",
    "instance_id": "obj_2",
    "mask_svg": "<svg viewBox=\"0 0 264 264\" xmlns=\"http://www.w3.org/2000/svg\"><path fill=\"white\" fill-rule=\"evenodd\" d=\"M82 1V0H81ZM84 1V0H83ZM88 1V0H87ZM99 1V0H98ZM101 1L102 0H100L99 2L101 3ZM105 0H103V2H104ZM109 1V2H108ZM112 1V2H111ZM116 1V0H115ZM113 2V0H107V1H105L104 3L102 2L101 4H103L102 5V7L104 6V4H105V8L103 9V12H105V13H103L104 14V16H107L108 15V13H109V11L111 10V8H117V9H119V7H120V3L118 4L117 2H119L120 0H117L116 2ZM223 1L224 0H214V2L211 0L210 1V3L209 4H211L208 8H207V6L209 5H207L206 6V8H205V10H204V12H203V17L201 16V18L200 19H198L197 18V16H196V19H195V17H194V20L193 21H191L190 22V25H187L186 26V28H188V29H186L187 31H189L188 33H192V31H193V34L197 31L199 34H192L191 35V33H190V35H187L188 33H185V32H187L186 30H184V32H183V37L185 38V36H186V40L184 39V41H186V42H184L183 44H182V47H183V45L185 46V47H181L180 45L178 46V47H176L175 45H177L178 43L177 42H175L174 40V42L173 41H171L172 39H170L171 38V35H170V33L168 32L167 33V35H166V33H162V35L163 36H161V41H162V43H159L160 41H159V39L157 40V41H159V42H156L155 43V40L157 39V36L158 35H156V29L155 28H152L153 30H152V33H154V34H152V35H150V32H149V36H148V38L150 39V37H153V38H151L150 40H153V44H156V46L155 45H153L152 44V42H147V43H145V37L143 36V39H142V35H143V32H145V29L146 28H140V29H138V31H140L139 33H137V31H136V29L134 28V31H131V29L133 30V28H132V25L134 24L133 23V21H131V20H128L129 21V23H128V21H127V19H123V16H122V18L121 17H119V16H121V14H116L115 16V21L114 20H112V21H114V22H111V20L110 19H113L114 17H110V18H108V17H105V19L108 21H106V26H104L105 28L103 29V33H105L106 32V29L108 28H110L109 30H107V32L105 33V34H103L104 36L103 37H107L106 39L108 40V43H109V46H111V41L112 42H114V43H116L115 44V46H116V48H115V46H114V43H112V46L114 47V48H112L111 49V47H109V50L111 49V51H114L113 53H111V51H109L110 52V60H111V62L114 60L113 58H115V56L117 57V55H118V57H120V58H115L116 60H117V62H115L116 60H114L113 62H115V63H111L110 62V60L106 57L105 59L104 58H100L99 57V54H98V57L97 56H94V54L91 52V51H89V49H88V51H86L85 49H84V51L86 52H84V53H82L81 51H75L76 53H74V55L75 56H77L78 57V59L80 60H78L77 59V57H76V59L74 60V58H75V56L73 57V54L72 53H67L66 51H64V50H62V48H61V46H59L58 47V45L60 44V42H61V40H62V37L61 36H57V34L55 33V32H53V30H49L48 32H45V34H43L44 32H37L36 31V34L35 33H32V32H29V31H31V28L33 27V23L31 22V23H29V27H31L30 29H27L26 28V32L24 31V30H20L19 28H16L15 30H14V42L12 43V47H10V45H9V54H10V59H11V57H13L12 58V60H10L11 62H10V69H11V72H13V73H8V75L10 74V76L13 78H15V76L17 77V72H19V74H20V72H22L23 70L22 69H24V66L26 67V68H28V64L30 63H33V66L37 69V70H40V71H42L44 74L45 73H47V72H51V71H54L55 73L56 72H60L61 71V73L62 72H64V73H62V78H59L58 79V81H60L59 82V84L63 87V88H68L69 86V88L66 90V93H67V95H64L63 96V99L65 98V96H66V98L64 99L65 100V102H66V106L68 107V109L66 108L65 109V112L63 111V113H66V111L68 112V113H70V114H68V113H66V114H68L67 115V117H66V121L69 123H67L66 122V125H68L70 128H72L73 129V131L70 133L69 132V134H67V132H65L64 134H61V135H63V136H65V137H67L68 138V140H67V138H65V137H63V138H65L67 141H68V143H69V146L70 147H67L66 145V147H67V149H65L63 146H61L60 148H57V150L58 149H60V150H58V151H56L57 153L55 154V153H52L53 154V157L51 158V160L53 159L54 161H49V162H51L50 164H49V162L47 161L46 163H48V165L47 166H43L42 167V169H41V171H38V169L37 168H34L33 169V166H34V164H36V160H37V158H38V160H37V162L39 161V158H40V156H37V154L38 155H40L41 153H37V152H39L40 150H38V151H36L37 149H38V146H36L35 148H36V150L34 149V146L32 145V144H30L29 143V141L32 143H35V142H37L38 140L37 139H34L33 140V137H30L31 135H32V133H34L32 130H34V129H32L34 126L36 127V125H38V127H39V125H40V129H42V128H44L43 130H45V133H46V135H45V137H47L48 135H50V133H51V131H52V129L53 128H51L50 126V124L48 125V127L46 128V126H47V121H46V119H48L47 117V113H45V114H43L42 113V115L41 116H43L42 117V119L44 120V121H41L42 119H39L41 116H40V114L41 113H39V112H35V111H32V110H30V111H26L25 109H23L22 110V112L23 113H20V114H18V115H16V113H15V111H13V110H10V111H8L7 113L9 114L8 115V118L6 119L5 118V120L6 121H8V122H6L5 121V123L3 122V121H1L0 122V124H1V126L4 124V126L5 127H7V125H8V127L10 128V129H8L9 130V133H10V140H9V142H7V141H5V142H3V136H1V132H0V136H1V140H2V144L0 143V146H1V148H0V174H2L1 175V177H0V180L2 181H0L1 183H0V188L2 187V186H4L3 188H1L0 189V191H2V192H0V196H2V195H4V194H2L3 192H4V190L7 188V187H9L8 189L11 191L13 188L15 189V191H14V189H13V194H14V192H16L15 194L17 195H20V197L19 196H16L15 194H14V196H16V197H18V198H20V199H23V201L25 202V206H26V209H22V211H25L26 210V212H27V210H28V212H30V213H32V214H28L29 215V217H30V215H31V217H35V218H38V217H40V218H42V215L40 214L39 215V213L40 212H38V210L39 211H41V208L39 207V208H37L36 207V209H35V206H34V202L32 201V199L30 198V199H28V198H26V197H30V194H29V191L28 190H26V189H28V183L29 182H27V181H29V180H25V179H27V176L29 177V175L31 174V173H36L37 172V174H33V176L36 178H38L39 176H41L42 177V179H41V177H40V181L39 182H41L42 183V180H43V183H45V186L47 185V184H49L50 185V187H51V185L55 182H57L56 181V178H58L59 180H58V183H56L57 185H55V183H54V186H52L51 188H59L60 186H61V184H64V188H66V189H68V192L69 193H72V194H74L75 192H76V189H77V186H76V184H75V182H76V179H78L77 177L79 176V178L81 177V175H82V173L84 174V172H85V170H86V173L84 174V176H86L87 178H88V180H90V181H95L96 180V177L99 175V174H101V173H109V171H111V174L113 175V174H115V172H117V170H119L121 167H122V169L124 168H126V170H136V169H138V170H143V172H145L144 170H147V171H152V170H148L150 167L153 169L154 167L156 168V170H164V166L166 167L165 169H167L168 168V166H169V168L171 169V170H173L174 168L176 169V168H178V167H180V163H182L181 161H183V159H184V163H182V164H184L183 165V167L184 166H186V168L188 167V165L189 166H191V167H193V169H200V171L201 170H204V171H206V173H208V171H210V170H212L211 168H213L214 169V167H215V169H219L218 167H221V165H222V167H224V165L225 164H228V163H225V162H220V166L218 165H216L217 163L215 162V164H214V158L212 159V158H210V159H208L210 156H208V155H206V154H203L202 152L201 153H197V152H199L201 149H200V147L202 148V147H204V145L202 144L203 143V141L202 140H204L205 138H204V136L205 135H207V137L208 136H214V137H219V138H223L224 140H225V144H226V142H227V144L226 145H224L225 146V149L227 150V148H228V145H229V143H230V145L231 146H229V148L231 147V149H229V152L232 150V148H234V146L236 147L237 146V144H239V142L240 141H242L243 139H252V141L255 139V137L257 138L258 136V138H260L261 136L260 135H262V133H263V135H264V117H263V119L261 120L260 118H262V115L261 114H264V101H263V99H264V90L263 91H261L262 89H264V87L261 85V86H259V84H260V82H261V84H264L263 82H264V70H262V69H264L263 67L262 68H260L261 67V64H262V66H264L263 64V62H264V52H262L263 50L262 49H264V43H263V39H264V15L263 16H261L262 14H264V8H261V7H256L255 5H254V1H252L251 2V0H247V1H249V2H247L246 0H243V1H245V3H239L240 1H242V0H235L234 1V3H232L231 5H230V2L231 1H227L226 3L228 4H224L223 3ZM85 2H86V0H85ZM250 3H252L251 5H250ZM109 4V5H108ZM113 4H114V6H113ZM118 4V5H117ZM234 4V5H233ZM242 4V5H241ZM108 5V6H107ZM112 5V7H109V6H111ZM240 5V6H239ZM249 5V6H248ZM261 5V4H260ZM119 6V7H118ZM251 6H253V7H251ZM227 7H229V9L227 8ZM255 7V8H254ZM262 7H264V3H262ZM108 8V9H107ZM249 8H251V9H249ZM255 9V11H254V9ZM107 9V10H106ZM149 11H150V8L148 7L147 8ZM208 9V10H207ZM213 10V12H216V11H218L220 14H221V16H220V14L218 13V12H216V13H212V11L210 12V10ZM228 9V10H227ZM253 9V10H252ZM257 9L259 10V12L257 11ZM105 10V11H104ZM225 10H227V11H225ZM248 10H250V11H248ZM252 10V11H251ZM148 11V12H149ZM207 11H209V13L207 12ZM225 11V12H224ZM237 11L239 12V13H237ZM108 12V13H107ZM225 13L223 16H222V14L223 13ZM227 12V13H226ZM230 12V13H229ZM231 12H232V14H231ZM253 14H252V13ZM255 12V13H254ZM261 12V13H260ZM263 12V13H262ZM107 13V14H106ZM151 12H149V14H150ZM202 13V12H201ZM205 13H207L209 16V19H208V17H206L207 15L205 14ZM258 13H260V15L258 14ZM106 14V15H105ZM148 14V13H147ZM148 14V15H149ZM205 14V15H204ZM212 14V15H211ZM218 14V18L217 19H214V18H216V16L215 15H217ZM226 14H228L229 15V17H228V15H226ZM226 15V16H225ZM254 15H257V17L256 16H254ZM211 16V17H210ZM213 16H215V17H213ZM224 16H225V19H224ZM234 16V17H233ZM259 16V17H258ZM120 19H119V18ZM221 17H222V19H221ZM226 17H228L229 19H227ZM231 17V18H230ZM235 17H236V19H235ZM253 17V18H252ZM211 18V19H210ZM257 18V19H256ZM123 20V22L125 21V23H123V22H121L122 20ZM202 19H204V20H202ZM208 19V20H207ZM219 19V20H218ZM224 19V20H223ZM231 19V21H229ZM235 19V20H237V21H233V20ZM196 20V21H195ZM197 20H202V21H200V22H197ZM257 20V21H256ZM118 21V22H117ZM23 22V21H22ZM131 22V23H130ZM206 23V25H204L203 23ZM228 22V23H227ZM237 22V23H236ZM241 22V23H240ZM113 24L112 26H111V24ZM119 23H120V25L123 23V27L125 28V29H127L126 30V32H127V34H126V32L125 31H122L123 29H121V28H123L122 27V25L119 27ZM128 23V24H127ZM196 23H199V24H196ZM213 24V26H212V24ZM216 23V24H215ZM225 23V24H224ZM109 24V25H108ZM117 24V26L119 27H117V26H115V25ZM127 24V25H126ZM129 24L131 25L130 27H131V29H130V27H128L129 26ZM196 24V25H195ZM202 25V27L203 26H205V28L203 27L202 29H200V26ZM212 26L211 28H210V25ZM218 24H219V26L221 27H223V25H225V27H223V28H219V26H218ZM221 24V25H220ZM236 25V27L238 28H236V31H238V32H235L236 34V36L238 35H240V38H243V36L242 35H245L244 36V38H246V40H244V38H243V40H241V39H239V37H238V40L236 39V36L234 37V38H232V36H229V35H227V34H223V32L222 31H224L225 29L224 28H226L227 27V25ZM238 24H244V26H245V28H244V26H242L241 27V25L239 26ZM125 25V26H124ZM144 25V24H143ZM208 25V26H207ZM230 25L228 26V27H230ZM126 26H127V28H126ZM218 28H217V27ZM213 27H215V28H213ZM194 28V29H193ZM197 28H199V30L197 29ZM242 28V29H241ZM116 29V30H115ZM118 29V30H117ZM124 29V30H125ZM128 29H130V31L128 30ZM155 29V30H154ZM190 29V30H189ZM206 29V30H205ZM210 29H212V31L215 33V31H217V30H219V31H217L216 33H217V35H218V37H217V35L216 34H214L215 36H216V38H215V36L213 35V32L211 33V32H208V30L209 31H211ZM227 29V28H226ZM28 30V31H27ZM104 30H105V32H104ZM142 30H143V32H142ZM202 30H203V32H202ZM241 30H243V31H241ZM109 31H112V32H109ZM118 31V32H117ZM120 31V32H119ZM16 32V33H15ZM109 32V33H108ZM115 32V33H114ZM125 33V35H129L130 33H131V35H130V37L132 38V39H136V37L139 39V41L140 42H138V39H136L137 41H134V40H132L130 37H129V39H131V40H128L127 38H128V36L126 37L125 35H124V33ZM129 32V33H128ZM133 32V33H132ZM201 32V33H200ZM205 32H208V33H206V35H207V37H206V35H204L205 34ZM108 33V34H107ZM118 33H120V35L118 34ZM134 33H136L135 35H136V37H135V35H134ZM35 34V35H34ZM39 34V35H38ZM56 34V35H55ZM110 34V35H109ZM116 34H118V36H116ZM134 36H133V35ZM142 34V35H141ZM186 34V35H185ZM208 34H211V35H208ZM111 35H112V38H113V36L115 35V40H114V38L113 39H110L109 40V38H111ZM138 35V36H137ZM141 35V36H140ZM144 35H145V33H144ZM148 35V34H147ZM166 35V36H165ZM200 37H198V36ZM201 35H203V39H209V40H211V41H213V43L215 44V45H217L215 42L216 41H219L218 39H220L221 37H222V35H224L223 36V38H227V39H229V42L227 43V46H228V48L229 49H231V47L233 48V49H236L237 47V50H234V53H232L233 52V49H232V51L231 50H229V58H226V60H224V58L223 57H221V55H219L220 53L217 51V50H214L213 49V51H211L212 50V48L215 46L213 43L212 44H209L208 43V45L206 44V46H205V44L204 45H202V44H200V41H199V39H202L201 38ZM109 36V37H108ZM119 36H120V39H119ZM123 36V39H124V37H125V39H124V42L125 43H123V41H121V37ZM155 36H156V38H155ZM209 36L211 37V38H209ZM213 36V37H212ZM220 36V37H219ZM226 36V37H225ZM242 36V37H241ZM263 36V37H262ZM116 37H118V38H116ZM140 37V38H139ZM166 37H168L167 39H166ZM170 37V38H169ZM187 37H188V40L189 41H187ZM198 37V38H197ZM206 37V38H205ZM229 37V38H228ZM247 37H248V39H247ZM259 37V38H258ZM164 38H165V40H167V41H164L163 42V40H164ZM215 38V39H214ZM256 38V40L258 41H255V40H253V39H255ZM261 38H263V39H261ZM117 39H119V40H117ZM122 39V40H123ZM142 41H141V40ZM149 39H146V41L147 40H149ZM169 39V40H168ZM194 39V40H193ZM202 39V41H204ZM214 39V40H213ZM232 39H234V42H237L236 43V45H235V43L233 42V40ZM236 39V40H235ZM114 40V41H113ZM195 40H198V41H195ZM119 41V42H118ZM130 41V42H129ZM169 41V42H168ZM215 41V42H214ZM225 41H228V40H226L225 39ZM232 41V42H231ZM246 41V42H245ZM251 41V42H250ZM256 42L257 44H254V42ZM121 42V43H120ZM133 42H135L134 44H133ZM141 42H144V43H141ZM240 42H243V43H240ZM249 42V43H248ZM253 42V43H252ZM130 43V44H129ZM138 43H140L139 45H137ZM159 43V47H161V49L160 48H156V47H158L157 46V44ZM177 43V44H176ZM189 43H192V44H190L189 46H190V48H191V46H192V49H194L193 47H195V49L194 50H192V49H189V46L188 45H185V44H189ZM231 43L233 44L232 46H231ZM240 43V44H239ZM248 43V44H247ZM17 44V46H15ZM127 44V45H126ZM142 44V45H141ZM162 44H165V45H162ZM237 44H239V46L237 45ZM244 44H245V46H244ZM251 44V45H250ZM61 45V44H60ZM125 45H126V47H127V50L126 49H123L124 47H125ZM129 45L131 46L132 45V47H129ZM135 45V46H134ZM136 45H137V47H136ZM151 45V46H150ZM212 45H213V47H212ZM230 45V46H229ZM253 45H254V47H253ZM257 45H259V46H261V47H259V46H257ZM139 46V47H138ZM148 46V47H147ZM152 46H155L154 47V49H153V47ZM188 46V47H187ZM201 46L203 47H207L206 48V51H205V53H204V51L203 50H200V49H203V48H201ZM234 46L236 47V48H234ZM246 46H252L251 47V49L252 50H250V49H248V48H250V47H246ZM134 47H136V48H134ZM152 47V48H151ZM240 47H242L241 49H239ZM255 47H259L260 48V50H259V48H255ZM10 48H12V49H10ZM129 48V49H128ZM131 48H134V49H136V51H134L133 49H132V51H130L131 50ZM139 48V49H138ZM147 48V50L145 51V49ZM176 48V49H175ZM204 48V49H205ZM209 48H211V49H209ZM216 48H217V46H216ZM245 48V49H244ZM248 50H247V49ZM256 50H255V49ZM262 48V49H261ZM14 49V50H13ZM18 49V50H17ZM119 49V53H118V50ZM149 49H151L150 50V52H152V53H149ZM157 49V50H156ZM179 49V50H178ZM181 49V50H180ZM198 49V50H197ZM210 50V51H207V50ZM61 50V51H60ZM115 50L117 51V52H115ZM122 50V52H124V51H126L128 54H130L129 52H132L129 56L128 55H126L127 53L125 52L124 54L122 53V52H120ZM124 50V51H123ZM157 52H156V51ZM173 50H175V52H173ZM185 50H186V52H185ZM240 50V51H239ZM243 50H245V51H243ZM15 52V54H14V52ZM62 51H64V52H62ZM155 51V52H154ZM159 51H161V52H159ZM190 53H189V52ZM192 51V52H191ZM200 51V54L202 55V57L201 56H199L200 54L198 53ZM201 51L203 52V53H201ZM218 53H217V52ZM257 51V52H256ZM18 52V53H17ZM139 52V53H138ZM146 52H148L149 54H147ZM173 52V53H172ZM180 52V53H179ZM183 52H185V53H183ZM210 53L211 54V52H212V54L211 55H213V56H211L210 54H208V53ZM216 52V53H215ZM260 53V55L263 57H261V56H258L257 55V53ZM12 53V54H11ZM67 53V54H66ZM82 53L83 55H85V56H83L82 54V56L80 55V54ZM122 53V54H121ZM144 55H143V54ZM146 53V54H145ZM155 53V54H154ZM172 53V54H171ZM178 53V56H183V54H184V56L182 57V59H179L180 57H178L176 54ZM192 53V54H191ZM249 53H251L252 55V57H251V59H248V56L250 55ZM67 56H66V55ZM78 54V55H77ZM87 54V55H86ZM88 54L90 55V57L88 56ZM93 56H92V55ZM111 54H115V55H111ZM117 54V55H116ZM135 54H137V56L135 55ZM138 54H142V55H138ZM160 55L159 57H158V55ZM172 56H170V55ZM175 54V56H174V59H173V55ZM180 54V55H179ZM189 54V55H188ZM190 54H191V56H190ZM240 54H243L244 56L245 55H247L246 56V58H247V60H250V64H248L249 63V61H247L246 60V65H247V68L245 67V66H241V65H239L240 64V62L239 61H237L238 60V58L237 57H239V55ZM249 54V55H248ZM254 54V55H253ZM16 55H18L17 57H16ZM21 55V56H20ZM72 55V56H71ZM95 55H97V54H95ZM123 55H126L124 58H126V59H124V58H122L123 57ZM154 56V58H153V56ZM157 55V56H156ZM162 55H164L165 56V58H167L168 59V61L166 62V61H164L165 59H164V56L162 57ZM186 55H187V57H186ZM194 55V56H193ZM217 55H219V56H217ZM255 55H257V57L255 56ZM23 56V57H22ZM28 58H26V57ZM29 56V57H28ZM70 56V58H72V59H70V58H67V57H69ZM111 56H114L113 58L111 57ZM128 56V57H127ZM190 56V57H189ZM193 56V58H191ZM237 56V57H236ZM83 57H84V59H83ZM88 57H89V59H88ZM96 57H97V59H96ZM151 57H152V59L153 60H151ZM156 57V58H155ZM158 57V58H157ZM170 57V58H169ZM177 57V59L175 60V58ZM198 57H199V59H198ZM212 57V58H211ZM217 57H219V58H217ZM233 57V58H232ZM236 57V60L234 61L233 60V63L231 64V62H232V60L231 59H234ZM250 57V56H249ZM254 57H255V59H254ZM262 59H261V58ZM18 58V59H17ZM31 58V59H30ZM81 58V59H80ZM131 58H133L132 60H131ZM134 58H135V60H134ZM185 58V60L186 61H183V59ZM223 58V63H225L224 65L223 64H221L222 63V59ZM261 59V61L259 60V59ZM13 59H14V61H15V63L13 64ZM17 60V64H16V60ZM86 59L87 60H89V63H88V61H86ZM92 59V60H91ZM99 59H102V60H99ZM107 59H108V61H107ZM118 59H120V60H118ZM130 59V60H129ZM139 59H141V60H139ZM151 60L152 62H153V64H152V62H146V60ZM158 59H162L161 61L159 60L158 61ZM166 59V60H167ZM230 59V60H229ZM259 61H258V60ZM22 60H24V61H26V62H22ZM30 60L32 61V62H30ZM68 60H70V61H75V62H77V60H78V62L79 63H75V65H74V63L73 62H71L70 63V61H68ZM94 60V61H93ZM97 60V61H96ZM126 60V61H125ZM134 60V61H133ZM136 60H138V61H136ZM155 60V61H154ZM172 60H175V61H177V62H179L178 64H176L174 61H172ZM20 61V62H19ZM99 61H103V63L102 62H100L101 63V65H100V63H98ZM105 61V62H104ZM118 61H120V62H118ZM123 61V62H122ZM130 61H132L133 63H135V62H137L136 64L137 65H135V64H133V63H131ZM144 61V65H145V67L143 66V64H141V63H139L138 64V62H143ZM171 61V62H170ZM181 61V62H180ZM225 61V62H224ZM228 61V62H227ZM252 61H254L253 62V64H252ZM257 61H258V63H257ZM27 62H28V64H27ZM37 64H36V63ZM81 62H83V63H81ZM107 62V63H106ZM126 64H125V63ZM155 62H157L156 64H159V65H157V66H159L160 68L158 69V67L156 66V65H154V63ZM159 62V63H158ZM170 63L172 66H173V64H174V66L172 67V66H170V64H169V66H167L168 64L167 63ZM183 62V63H182ZM227 62V63H226ZM230 62V63H229ZM238 64V66L240 67H238L237 66V64ZM20 63V64H19ZM22 63V64H21ZM35 63V64H34ZM109 63V64H108ZM123 63V64H122ZM164 63V64H163ZM173 63V64H172ZM180 63H182V64H180ZM186 63H187V67H185L186 66ZM254 63H255V66L256 65H258V66H260V67H253L254 66ZM257 63V64H256ZM261 63V64H260ZM16 64V65H15ZM29 64V65H30ZM99 64V65H98ZM104 64V65H103ZM107 64V67L105 66ZM132 64V65H131ZM141 64V66L140 67H143V70H141L142 68H139V67H137V66H139ZM165 64H167V65H165ZM180 64V67H176V66H178ZM184 64H185V66H184ZM234 64H235V66H234ZM12 65H14L13 67H12ZM27 65V66H26ZM36 65H38V66H36ZM104 67H103V66ZM115 65V66H114ZM119 65V67H117ZM124 65V66H123ZM130 65L132 66V69L134 70V69H136V73L138 72V70H137V68L139 69V71H144L143 73L142 72H138V73H142V74H140L139 76L131 69V67H130ZM147 65V66H146ZM151 65V66H150ZM152 65H153V67H152ZM220 65V66H219ZM253 65V66H252ZM20 66H22V67H20ZM121 66V67H120ZM126 66H127V68H126ZM152 67V69H148L149 67ZM182 66H183V68H182ZM219 66V67H218ZM251 67V68H249V67ZM16 67H17V69H16ZM19 67H20V69H19ZM38 67V68H37ZM102 67V68H101ZM119 68V69H116V68ZM124 67V68H123ZM129 67H130V70H131V72H130V70H129ZM136 67V68H135ZM163 67V68H162ZM166 67H168V68H166ZM171 69H173L174 71H175V73H172V71L173 70H171ZM189 67V68H188ZM235 67H238V68H235ZM243 67V68H242ZM254 69H253V68ZM12 68H13V70L14 69H16L17 71H16V74H15V71H12ZM147 70H146V69ZM156 68V69H155ZM162 68V69H161ZM164 68H166V69H164ZM245 68V69H244ZM248 68L249 69H251V70H249V72H248ZM258 68V69H257ZM20 71H19V70ZM120 69H122V70H120ZM124 69V70H123ZM145 69V70H144ZM164 69V70H163ZM178 71H177V70ZM180 69H181V71H180ZM182 69H183V71H182ZM238 69H239V71H238ZM22 70V71H21ZM117 70V71H116ZM125 70H128V72L127 71H125ZM155 70V71H154ZM157 70H158V73H155L156 74V76H155V74H154V72H157ZM186 72H185V71ZM218 70V71H217ZM221 70V72H219ZM241 70V71H240ZM246 70V71H245ZM261 70H262V72H261ZM123 71H125V73L123 72ZM151 71V72H150ZM154 71V72H153ZM173 71V72H174ZM187 71H189V72H187ZM242 71H244V73L242 72ZM258 71H260L259 73H257V74H259V75H257V74H255L256 72H258ZM122 74H121V73ZM127 72V73H126ZM132 72L134 73V77H133V74H132ZM162 73V77H160L158 74H160V73ZM163 72H165V73H163ZM180 72L181 74H178V73ZM215 72H218V73H215ZM255 72V73H254ZM124 73V74H123ZM145 73H146V75H145ZM149 73H151V77L149 76ZM152 73L154 74V75H152ZM173 75V77H172V75ZM177 73V74H176ZM182 73H184V74H182ZM187 73V74H186ZM189 73V74H188ZM245 75V76H243V74ZM246 73H247V75H246ZM248 73H249V76H248ZM43 74V75H44ZM126 74V75H125ZM128 74V75H127ZM135 74H136V76H135ZM163 74H165V75H163ZM169 75V77H170V75H171V77L169 78L168 76H166V75ZM176 74V75H175ZM239 74H240V76H239ZM131 75H132V77H131ZM142 75H144L145 77H143ZM178 75V76H177ZM184 75V76H183ZM187 75V76H186ZM251 75H253V77H251ZM255 75H257L258 77L256 78V76ZM263 75V76H262ZM125 76V77H124ZM127 76V77H126ZM140 76H142L141 77V79L139 78ZM155 78H154V77ZM180 76H181V78H180ZM184 78H183V77ZM185 76H186V79H185ZM234 76H236V77H234ZM248 76V77H247ZM262 76V77H261ZM120 77H122V78H120ZM130 77V78H129ZM137 77L139 78V79H137ZM147 77V81H146V79H144V78H146ZM156 77H160L159 78V81L157 80L158 78H156ZM168 77V79H166ZM245 77V78H244ZM247 77V78H246ZM249 77H251V81H252V79H253V81L252 82H249L248 80L250 79ZM113 78V79H112ZM132 79V80H127V79ZM134 78V79H133ZM136 78V79H135ZM142 78H143V80H145V82L144 83H149V84H147V86L148 87H146V84H144L141 80H142ZM151 78V79H150ZM163 78H164V80H163ZM172 78V79H171ZM177 78V79H176ZM179 78V79H178ZM249 78V79H248ZM255 78L257 79V80H255ZM261 78V79H260ZM263 78V79H262ZM121 79V80H120ZM153 79V80H152ZM154 79H156L157 81H155ZM247 79V80H246ZM137 80H138V82H139V84L140 83H142V84H144L145 86H143V85H141V87H140V85H138V83L136 84V82H137ZM141 82H140V81ZM150 80V81H149ZM169 80V81H168ZM260 80V81H259ZM262 80V81H261ZM118 81V82H117ZM122 81H123V83H122ZM131 81V82H130ZM152 81V82H151ZM162 81V85L164 84V86H163V88H162V85L161 84H159L160 82ZM166 81H168V83L166 82ZM237 83H236V82ZM240 81V82H239ZM255 81V82H254ZM257 81H258V85H256V83H257ZM159 82V83H158ZM164 82V83H163ZM116 83H119V85L118 84H116ZM121 83V84H120ZM158 85H157V84ZM167 83V84H166ZM241 83V84H240ZM122 84L123 85H125V86H122ZM128 84V85H127ZM134 84H135V86H134ZM152 84H153V86H152ZM155 84V85H154ZM165 84L167 85V86H165ZM116 85V86H115ZM119 86V88H118V86ZM127 85V86H126ZM136 85H138L140 88H142L143 87V89H142V91H141V89H140V91L139 92H137L138 90H139V88L137 89L136 88ZM155 86H156V89H155ZM161 87V89H166V87H167V89H169V92L168 91H166V90H163L162 92H161V89L160 88H158V87ZM257 86H259V88H261V89H259ZM125 87H127V88H125ZM144 87L145 88H147V89H145V90H147L146 92H145V90H144ZM150 87H153V88H150ZM263 87V88H262ZM158 88V89H157ZM256 88H258L257 89V91H256ZM117 89V90H116ZM160 89V90H159ZM134 90H135V92H134ZM151 90V91H150ZM160 91V93H158V91ZM194 90H196V91H194ZM221 92H220V91ZM69 91V92H68ZM149 91H150V93H149ZM155 91V92H154ZM199 91V92H198ZM254 91H256L257 92V94H256V92H254ZM259 91H260V94H259ZM134 92V93H133ZM157 92V93H156ZM167 92H168V94H167ZM196 92V93H195ZM217 92V93H216ZM220 92V93H219ZM68 93H69V95H68ZM163 93L165 94V95H163ZM195 93V94H194ZM201 93H202V96H204V95H206L207 94V96H204V98L202 97V96H200V98H199V95H201ZM205 93V94H204ZM212 93H214V94H212ZM263 93V94H262ZM127 94H131V95H127ZM158 94V95H157ZM161 94L164 96V97H161ZM198 96H197V95ZM218 95V101H217V98H214L215 97V95ZM136 97H135V96ZM138 95V96H137ZM210 95H213V96H211L212 98H207L208 96L210 97ZM226 96V98L224 99V98H222V96ZM195 96H197L198 98H199V100H196V99H194V97ZM223 96V97H224ZM68 97H69V99H68ZM76 97H77V99H76ZM132 97H134V101H133V98ZM150 97V98H149ZM161 99H160V98ZM207 99H206V98ZM70 98H72L73 100H75V102L72 100V99H70ZM75 98V99H74ZM137 98H139V100L137 99ZM141 98L143 99V101H144V104H146V106L144 107V104H143V101L141 100ZM163 98H165V100L163 99ZM197 98V99H198ZM222 99V100H219V99ZM27 101L29 100L30 102H31V100H32V98H25ZM31 99V100H30ZM146 99H148V100H146ZM203 99H206V101L209 99V100H211V101H209V102H207L206 103V101H204ZM213 99H215L216 101H217V103H216V101L213 103ZM25 100V101H26ZM73 102H72V101ZM76 100H78V102L76 101ZM87 100V101H86ZM135 100L137 101H140V102H138V103H140L139 105H142V106H139L138 104H137V102H135ZM147 101V103H146V101ZM150 100V101H149ZM161 101V102H159V101ZM200 100L201 101H204L203 103H205L204 105L202 104V103H200ZM24 101V100H23ZM24 101V102H25ZM26 101V102H27ZM91 101V102H90ZM141 101H142V104H141ZM25 102V103H26ZM86 102H88L89 104H92L93 103V107H91L88 103H86ZM152 102L154 103V104H152ZM157 102V103H156ZM159 102V103H158ZM193 102H195V103H193ZM199 104H201L200 106L198 105V103ZM29 103V102H28ZM27 103V105H29ZM156 103V104H155ZM163 103H165L164 104V106H163ZM167 103H168V106H166L167 105ZM210 103V104H209ZM216 103V104H215ZM87 105V106H85V105ZM152 104V105H151ZM213 104V105H212ZM65 105V104H64ZM149 105V106H148ZM160 105V109H159V107L157 108L158 110H155L156 108H155V106H159ZM192 105H195V106H199V107H192ZM205 105H206V107H205ZM208 105V106H207ZM211 105V106H210ZM151 106V107H150ZM166 106V107H165ZM209 106H210V108H209ZM224 106V108L225 109H223L222 107ZM261 108H259V107ZM65 107V106H64ZM168 107V108H167ZM0 108H2V107H0ZM25 108V107H24ZM28 108V106H26V109ZM116 108V109H115ZM119 108V109H118ZM150 109V112H148L149 111V109ZM163 108V109H162ZM164 108H166V109H164ZM213 108V109H212ZM222 108V109H221ZM250 108V109H249ZM259 108V109H258ZM262 108H263V110H262ZM89 109V110H88ZM90 109H92L91 111H90ZM217 109H218V114H220V115H218L217 113H215V112H217ZM221 109V110H220ZM252 109V111H253V115L251 114L250 115V113H252V112H250V110ZM256 109H257V111H256ZM117 110V111H116ZM152 110V111H151ZM224 110V111H223ZM258 110L260 111L261 110V113H260V115H257L259 112H258ZM24 111H25V114H24ZM86 111L88 112L89 111V114L88 113H86ZM116 111V112H115ZM213 111H214V113H213ZM222 111V113H219V112H221ZM249 111V112H248ZM0 112H1V110H0ZM4 112V111H3ZM258 112V113H257ZM36 113L38 114V115H36ZM61 113V112H60ZM63 113H61L64 117L66 116V114L64 115ZM248 113H249V115H248ZM15 115V117H13L14 115ZM23 114V115H22ZM27 114V115H26ZM72 114V115H71ZM75 114V115H74ZM215 114H217L219 117H217V115H215ZM222 114V115H221ZM245 114V115H244ZM247 114V115H246ZM26 115V116H25ZM28 115L30 116H35V117H37V120L38 121H40V123L39 124H35V123H37L38 121L37 120H35L36 122L32 125H27L28 123L30 124V122L32 123V121H28V119H30L31 118V116L30 117H28ZM45 115H46V117H45ZM19 116H21L20 118H18ZM72 116H75L76 118L74 119ZM213 116V117H212ZM220 116H222V117H220ZM226 116V117H225ZM253 116V117H252ZM257 116V117H256ZM260 118H259V117ZM264 116V115H263ZM23 117V118H22ZM25 117V118H24ZM27 117H28V119H27ZM73 118V120H72V118ZM211 117V118H210ZM228 117V121H225V120H227L226 118ZM22 118V119H21ZM68 118L71 120V122H69L70 120H68ZM217 118H218V120H217ZM224 118V119H223ZM257 118H258V120H257ZM219 119H221L220 120V122H219ZM260 119V120H259ZM26 120L28 121L27 123H26ZM224 120V121H223ZM45 121H46V123H45ZM212 121V122H211ZM213 121L215 122V123H213ZM218 121V122H217ZM223 121V122H222ZM261 121V122H260ZM2 122H3V124H2ZM25 122V123H24ZM216 122H217V124H216ZM43 123H44V125H43ZM74 123V125H72ZM219 123V124H218ZM62 124V123H61ZM71 124V125H70ZM215 126H214V125ZM46 125V126H45ZM63 125V124H62ZM76 125H78V126H76ZM260 125V126H259ZM263 125V126H262ZM1 126H0V129H1ZM29 126H31V127H29ZM74 126V127H73ZM259 126V127H258ZM34 127V128H35ZM60 127L62 128V126H59L58 128L59 129H57V128H54V130H61L60 129ZM64 127V126H63ZM75 127H76V129H75ZM262 127V128H261ZM29 128H31V129H29ZM37 128V127H36ZM51 128V129H50ZM81 128V129H80ZM215 128V129H214ZM257 128H259V129H257ZM46 129H48L47 130V132H46ZM49 129L51 130V131H49ZM74 129H75V131H76V133L75 134H73L74 133ZM80 129V130H79ZM262 129H263V132H262ZM29 132H28V131ZM36 130V129H35ZM77 130H79V131H77ZM219 130V131H218ZM260 130V131H259ZM12 131V132H11ZM30 131H32V133L30 132ZM26 132H28V134L26 133ZM50 132V133H49ZM78 132V133H77ZM258 132V133H257ZM261 132V134L260 135H256L255 133H257V134H259ZM14 133V134H13ZM209 133L211 134V135H209ZM216 133L218 134V135H216ZM11 134H12V136H11ZM16 134V135H15ZM215 134V135H214ZM245 134V135H244ZM247 134H250V137L247 135ZM255 134V135H254ZM115 135H120V136H118V138H115L114 136ZM242 135L244 136V138H242ZM15 136V137H14ZM100 136V137H99ZM201 136H203V138L201 137ZM241 136V137H240ZM246 136V137H245ZM251 136L253 137V136H255V137H253V138H251ZM13 137V138H12ZM28 137H30V138H28ZM53 136H50V139L52 138ZM120 137V138H119ZM200 137L202 138L200 141H199V139H200ZM32 138V139H31ZM72 139L71 141L73 142H70V139ZM240 138V139H239ZM12 139V140H11ZM30 139V140H29ZM47 139H49V138H47ZM64 139V140H65ZM242 139V140H241ZM261 141H263L264 142V136H262L261 138ZM1 140H0V142H1ZM32 140V141H31ZM36 140V141H35ZM100 140H101V143L103 144V145H105L104 146V150L102 149V150H100V152L98 151V153H102L101 155H99L98 156V154H97V150H93V146L91 147L90 145L92 144V145H94L93 143H96V142H100ZM259 140V139H258ZM257 139H255L254 141H258ZM202 141V142H201ZM199 142H201V143H199ZM4 143V144H3ZM28 145H27V144ZM72 143V144H71ZM235 143V145L233 146V144ZM237 143V144H236ZM32 146H30V145ZM36 144H39V143H36ZM67 144V143H66ZM198 144H200L199 146H198ZM24 146H26V149L24 148L23 149V147ZM198 146V147H197ZM263 146H264V144H263ZM29 147V149L30 148H32L33 149V151H31L30 153L28 152V150H27V148ZM63 147V148H62ZM105 147H106V149H105ZM20 148H22V151L23 152H25L26 150V155L27 154H29V155H25L23 152H21V149ZM122 149L123 150V152L124 153H122L121 155H117V154H115V149ZM199 148V149H198ZM17 149H19V150H17ZM31 149V150H32ZM62 149V150H61ZM263 150H261L259 153H261V155L259 154V153H254L253 154V151H252V153H251V155H250V153L248 154L249 156H253V158L254 157H256V158H254V161H255V163L253 162V158H251V160H252V162L251 161H249L248 162V156H247V154H246V156L247 157H245V160H246V158H247V160L246 161H244V163H245V165H246V163H247V167H249V166H256V167H258L259 169H261V172L263 173V175H264V170L262 169V168H264V148H262ZM16 150V151H15ZM25 150V151H24ZM197 150V151H196ZM199 150V151H198ZM14 151V152H13ZM21 152V153H23V154H20L19 152ZM196 151V152H195ZM228 151V150H227ZM15 152H17V153H15ZM28 152V153H27ZM36 152V154H34ZM112 152H114V154L112 153ZM20 155H19V154ZM12 154H15V155H12ZM32 154V155H31ZM54 154L56 155V156H54ZM224 154H227V155H229V153H224ZM260 156H259V155ZM25 157H24V156ZM204 155V156H203ZM206 155V156H205ZM232 153L230 154V158L228 157V156H226L225 158H227V160L229 159V160H231V158H232ZM235 155V154H234ZM233 155V156H234ZM16 157L15 159H14V157ZM20 156V157H19ZM52 156V155H51ZM178 156H180L179 157V159H178ZM189 156V157H188ZM236 156V155H235ZM263 156V157H262ZM12 157H13V159H12ZM57 159V163H56V161H55V158ZM171 157L172 158H175V157H177V159L175 158V159H172V161H177L178 163H176V162H170L169 160H166V158L168 159V158H170V160H171ZM208 157V158H207ZM258 157H259V159L260 160H262V162L263 163H261V161H259V159H258ZM21 158V159H20ZM183 158V159H182ZM235 158V157H234ZM261 158H263V159H261ZM20 160V161H18L19 163H17V160ZM41 159V158H40ZM182 159V160H181ZM185 159L187 160V161H185ZM208 159V160H207ZM233 159V158H232ZM250 159V158H249ZM13 160H15V161H13ZM179 160H181L180 162H179ZM209 160H212V161H209ZM226 160V161H227ZM228 160V161H229ZM258 160V161H257ZM169 161V162H168ZM206 161V162H205ZM209 161V163H210V165L212 166H208L207 164V162ZM8 162H9V165H11V163H13L15 166H18V167H20L19 165H21V169L20 168H17V167H15V166H13L12 165V167H15L14 169L13 168H11V166H9L8 165ZM15 162V163H14ZM34 162V163H33ZM24 163V164H23ZM55 165H54V164ZM163 163H166V164H164V166H162L163 165ZM169 163H170V165H169ZM177 164V165H175V164ZM203 163H204V165H203ZM18 164V165H17ZM160 164H162V165H160ZM171 164H173V168H171L172 166H171ZM24 165H26L25 167H23ZM29 167H28V166ZM32 165V166H31ZM53 165H54V168H53ZM57 165V166H56ZM157 167H156V166ZM158 165H160L161 167H159ZM30 166H31V170H29L30 169ZM52 166V167H51ZM203 166H208V168H203ZM11 168L12 170H11V172H16V171H19V173H20V175L19 176H16V174L18 175V172H16V173H12L13 174V177H14V179H15V182H16V180H18V182H19V178H20V185L19 186H23V187H19V189L17 190V188H18V186H17V184H18V182H17V184H15V187H14V183H13V177H12V174L10 173V169H8V168ZM39 167H41V166H39ZM48 167H50L49 169H48ZM55 167H57L56 169H55ZM158 167L160 168V169H158ZM163 167V168H162ZM190 167V168H191ZM226 167V166H225ZM46 170H45V169ZM119 168V169H118ZM145 168V169H144ZM150 168V169H151ZM154 168V169H155ZM189 167H188V169H190ZM16 169V170H15ZM21 170V172H20V170ZM23 169L24 170H26V169H28V170H26V172L25 171H23ZM36 169H37V171H36ZM117 169V170H116ZM153 169V170H154ZM192 169V168H191ZM198 169V170H199ZM206 169H208V171L206 170ZM210 169V170H209ZM214 169V170H215ZM7 170L9 171V172H7ZM36 172H35V171ZM44 170V171H43ZM52 172H51V171ZM53 170L56 172V171H58V172H56L55 174L53 173ZM79 170L81 171V172H79ZM137 170V171H138ZM263 170V171H262ZM30 171H32V172H30ZM46 171V172H45ZM75 171V172H74ZM78 173H77V172ZM84 171V172H83ZM92 171V172H91ZM108 171V172H107ZM112 171H114V173L112 172ZM203 171V172H204ZM7 172V175L5 174ZM27 172H28V174H27ZM48 172V173H47ZM51 172V173H50ZM60 172V174H58ZM75 174H77V175H75ZM202 172V171H201ZM10 175H9V174ZM21 173H25L26 174V176H25V174L23 175V174H21ZM46 173V174H45ZM72 173V174H71ZM81 173V174H80ZM38 174H39V176H38ZM204 174H205V172H204ZM7 176V178L10 176V177H12L11 178V180H12V182H10V177H9V180H7L6 179V177H2V176ZM21 175H22V177L24 176V178H22L21 177ZM32 175V174H31ZM30 175V176H31ZM71 175V176H70ZM72 175H73V177H72ZM205 175H207V174H205ZM46 176H48V177H46ZM77 176V177H76ZM17 177V178H16ZM19 177V178H18ZM26 177V178H25ZM4 178H5V180H4ZM24 179V181L22 180V179ZM36 178V180L38 181V179ZM61 178H62V180H61ZM260 179V180H257V179ZM72 179H73V181H72ZM256 180H257V182H256V180H253V183H254V190H252L251 191V193L249 194V196H250V202L252 203V204H254L252 201H256L257 200V202L255 203L256 205H257V203H259L258 205V207H261V209L262 210H264L263 208H264V184H262L263 182H262V180L264 181V176H262V175H260V177H257V178H255ZM6 180H7V182H6ZM22 181L23 182H25V183H22ZM59 181L60 182H62L61 184L59 183ZM68 181V182H67ZM4 182H6V183H8V186H7V184H6V186L4 185L5 183ZM261 182V183H260ZM3 183V184H2ZM10 183H13V184H11L10 185ZM22 183V184H21ZM42 183V184H43ZM74 183V185H72ZM2 184V185H1ZM215 183H213V185H214ZM257 184V185H256ZM10 185V186H9ZM49 185H47V186H49ZM60 185V186H59ZM259 185H261V186H259ZM27 186V187H26ZM59 186V187H58ZM70 186V187H69ZM71 186H72V188H71ZM24 187H26V188H24ZM62 187V186H61ZM60 187V188H61ZM62 187V188H63ZM67 187H69V188H67ZM76 187V188H75ZM21 188H24V189H21ZM75 188V189H74ZM263 188V189H262ZM259 189H260V191H259ZM7 191V189H6V191L8 192V195L5 193V196L7 195V197L9 196V194L11 195V193H10V191ZM24 191V193L23 194H21L23 191ZM18 191H21V192H19V193H17ZM73 191H75V192H73ZM259 191V192H258ZM27 192V193H26ZM252 192L253 193H255V195L253 194L252 195ZM26 193V194H25ZM27 195V196H26ZM89 195V196H88ZM88 195H86L84 198H81V197H79V198H77L76 196H77V192H76V194H74V195H72V198H71V201L69 202V201H64L65 203H66V205H63V204H65V203H63L62 204V208L61 207H59V208H57L56 207V211H53L52 212V214L51 215H49V218H51L50 220H49V224L52 226V229H50L51 228V226H50V228L47 230H45V235H43L44 233H43V231H44V229L43 230H41V234L43 235H41L40 234V231H36L35 229L33 230V235L35 236V237H33L32 238V240L33 239H35L36 237V239H46L47 237H49L50 236V232H52L53 230H54V234H52V236L53 237H55L54 239L57 241V240H59V241H57V244L58 245H60V244H62V246L60 245V246H57L56 247V245L55 244H53V243H56V241L53 239V237L52 238H47L44 242H47V244H53V246L54 247H52V250H57L56 248H63L64 246V248L61 250L60 248V250L58 249V253L59 252H61L59 255L60 256H62V254H63V252L65 253V254H63V258L65 257V258H67V259H69V258H73V260L75 261V263L76 264H82V262H85V260H87V258H85L86 257V254H87V256L88 257H90V256H92V257H95V255H102V253L105 255V254H107L106 256H104V257H101V255L98 257V256H96L95 257V259L96 258H98V260L99 261H101V260H104V259H106L105 257H111V260H112V262H114V261H117L118 262V264H120L122 261V264H130L132 261H133V259L135 258V261H134V263L135 264H143V263H146L147 264V259H145L144 258V260H142V259H139L138 258V256H137V252L133 249V248H135V246L134 245H136V243H137V241H138V239H139V241H140V237H138V235H139V226H138V224H137V222H139V221H136V220H138V219H135V217L133 216L134 215V213H133V215L131 214V216H130V210H131V208H128L129 206L126 204V201H125V204H126V206L125 205H123L124 204V202H122L123 200L121 199L120 200V203H119V201L118 200H116V201H112L113 203H115V204H117L116 205V207H120V208H116L115 206H113V205H115V204H113L112 202V204L110 203V205H109V207H110V210H109V207H108V209L106 210V211H109L107 214H109L108 215V221L106 222V221H100L99 219H97L96 217H92L91 218V220L93 221V226H91L92 225V222L91 223H88V224H86L87 226L89 225V226H91V227H89L90 229H92L93 231H91V230H89L87 227H86V225L85 224H81L82 225V227H80L81 225H80V223H79V225L77 224V228H75L76 227V225L74 226L73 224L72 225H70V221H71V219L73 220V218H76L77 216L79 217V219H83V221H84V218L86 219L87 217L85 216V212H86V210L83 212V211H80L79 213H78V211H76L75 209H77V208H82L81 206L83 205H86V202H88L89 201V199L91 200V197H93L94 196V193L93 192H89L88 193ZM256 195L258 196V197H256ZM24 196V197H23ZM26 196V197H25ZM251 196H252V198H251ZM255 196V199L253 198ZM7 197H6V200H4L5 198H4V196H2V197H0V198H2V199H0V205H1V202H2V204L4 205V201L7 203L8 201H7ZM16 197H14L15 199H13V200H11V202L13 201V203H11L10 201H9V203H7L6 205H4V208H3V206L1 207L0 206V210L1 211H3V213H6V211H8V214L6 213V217H9L10 218V216H11V219H13L12 217H14V214L15 215H17L18 214V212L16 211L15 212V205L17 206V204L18 205H20V206H23L24 205V202L21 200V202H20V199H18V198H16ZM73 197H76V198H73ZM26 198V199H25ZM81 198V199H80ZM73 199V200H72ZM260 199H262V200H260ZM1 200H3V201H1ZM14 200H16V202H17V204H15L16 202L14 201ZM30 200H31V202H30ZM75 200V201H74ZM259 200V201H258ZM27 201V202H26ZM73 201V202H72ZM254 201V202H255ZM20 204H19V203ZM69 202V203H68ZM85 202V203H84ZM117 202V203H116ZM22 203V204H21ZM30 204L32 205L31 207H33L34 209H32V208H30ZM70 204H72L71 206H70ZM77 204V205H76ZM254 204V205H255ZM11 205H13L12 207H13V210H12V207H11ZM75 207H74V206ZM120 205V206H119ZM261 205V206H260ZM5 206H6V208L8 207V206H10V211L8 210L9 209V207H8V209H6L5 208ZM24 206V207H25ZM29 207V209H28V207ZM63 206H65V207H63ZM113 206V208H111ZM123 206V207H122ZM128 206V207H127ZM15 207V208H14ZM71 207H72V209H71ZM116 208V210L118 211H115V210H112V209H115ZM127 208V210H126V208ZM70 208V209H69ZM73 208H74V210H73ZM62 212H60L59 210ZM67 209H69V212L68 211H66ZM122 209V210H121ZM124 209V210H123ZM32 210H34V211H32ZM58 210V211H57ZM63 210V211H62ZM65 210V211H64ZM125 210L126 211H128L127 213L129 214H126V212H125ZM13 211V212H12ZM71 211V212H70ZM75 211V212H74ZM106 211H104V213H106ZM111 211V212H110ZM121 211V212H120ZM122 211L124 212V213H122ZM9 212H11L12 214H13V216L10 214L9 215ZM36 212H38V213H36ZM57 213V216H56V213ZM67 212H68V215H66L67 214ZM72 212L74 213V215L72 214ZM76 212H77V215H76ZM83 212V213H82ZM112 212H113V215L112 216H110V214H112ZM116 212V213H115ZM2 213V216L4 215V218H2V220H4L6 217H5V214H3ZM35 213V214H34ZM61 213V214H60ZM83 215H82V214ZM122 215V217H124V219H121L122 217H120L121 215ZM131 213H132V210H131ZM53 214H55V215H53ZM79 214V215H78ZM86 214H88V212L86 213ZM106 214V215H107ZM115 214H117L116 216H115ZM128 215L129 216V219H128V216H127V218H126V216H124V215ZM33 215V216H32ZM39 215V216H38ZM145 215V216H144ZM144 215L142 214V218L140 217V220H144V219H146V221H148V219L150 218L149 217V213H147V216H146V212L144 213ZM59 216V217H58ZM68 216V217H67ZM70 216V217H69ZM72 216V217H71ZM82 216H84V217H82ZM109 216H110V218L112 219H114V217H116L114 220H116V221H114V220H111L110 218H109ZM30 217V218H31ZM57 217L58 218H60V219H57ZM82 217V218H81ZM149 217V218H148ZM1 218H0V221H1ZM9 218H8V220H9ZM54 218V219H53ZM67 218H70L69 220L67 219ZM125 218L126 219H128V221L127 220H125ZM172 218H174V216L172 217ZM7 219V218H6ZM57 219V220H56ZM97 219V220H96ZM110 219V220H109ZM117 219H119L118 221L121 223L122 222V226H121V224L117 221ZM120 219H121V221H120ZM133 221H132V220ZM175 220L177 219L176 217L174 218ZM180 219V218H179ZM179 219H177V221H175V220H173V225L174 224H177L178 222H179ZM58 220H60V221H65V220H67V221H65V222H68V223H65L64 221L63 222H60L59 221V223H61V224H59L58 222L56 223L55 221H58ZM123 220V221H122ZM171 220V221H172ZM12 221V220H11ZM51 221V222H50ZM82 221V222H83ZM95 221V222H94ZM127 221V222H126ZM136 221V222H135ZM145 220H144V222L145 223H149V221L148 222H146ZM174 221L176 222V223H174ZM53 222H55L56 224H57V226H58V228H60L59 227V225L60 226H62V228H61V230H62V232L61 231H59L60 232V234H57V231L59 230L57 227H56V224L54 223V224H52ZM101 222V223H100ZM103 222V223H102ZM109 222V223H108ZM113 222H115V223H113ZM116 222H117V224H116ZM129 222V223H128ZM143 222V221H142ZM63 223H64V226H63ZM108 224V226H106V224ZM112 225H111V224ZM127 223V224H126ZM134 224V228L133 227H128V226H133V224ZM65 224H67V227H66V225ZM96 224V225H95ZM101 225V228H99L100 227V225ZM115 224H116V227H114L115 226ZM120 224V225H119ZM126 224V225H125ZM132 224V225H131ZM137 224V225H136ZM179 224V223H178ZM177 224V225H178ZM55 225V226H54ZM85 225V226H84ZM97 225H99V226H97ZM114 225V226H113ZM149 225H150V223H149ZM177 225H175V226H177ZM97 227V229H96V227ZM103 226H104V229H106L107 227L109 228V227H111V228H109L110 229V231H109V229L107 228V231H109V232H107V233H110L109 235L108 234H106V230L105 231H103L102 233H100L102 230H104V229H102L103 228ZM119 226V227H118ZM124 226H127L128 228H126L127 229V231L125 230V227ZM174 226V227H175ZM179 227H181V222H180V225H178ZM48 227H49V225H48ZM65 227L67 228L66 230H65V232H66V234L68 235V237H69V235L70 234H72L73 235V233H74V235H75V232L77 233L78 231H80V230H82L81 231V233H78V235H77V238L79 237V245L78 246H80V247H77V244L75 243V244H73V246L75 247H71L72 249H71V251H70V249H69V247L68 246H66L67 244L65 243V245L63 244L64 242H65V239L66 238H68L67 237V235L63 232L64 231V229H65ZM70 227H72V228H70ZM82 228V229H80V228ZM93 227V228H92ZM122 227H124L123 228V230H122ZM136 227H138L137 228V230L135 229ZM35 228H41V227H35ZM54 228V229H53ZM55 228H57V229H55ZM73 229V231L72 230H70V229ZM86 228H87V230H86ZM121 228V229H120ZM144 228V227H143ZM77 229V230H76ZM95 229V230H94ZM100 229V231L98 232V230ZM113 229V230H112ZM115 229H118V231H116ZM119 229H120V231H119ZM131 229V231H129ZM141 229V228H140ZM50 230V231H49ZM57 230V231H56ZM96 230H97V232H98V234H97V232H96ZM116 231V233H114L115 231ZM135 231V233H134V231ZM139 230V231H138ZM36 231V233H34ZM46 231L49 233H46ZM87 231V232H86ZM126 231V232H125ZM148 231V230H147ZM155 231H156V228H155ZM159 230H158V228H157V232H158ZM39 232V233H38ZM67 232H69V234L67 233ZM72 232V233H71ZM84 232H85V234L86 235H84ZM119 234H118V233ZM124 232V234H122V233ZM134 235H137V236H134L133 237V235L131 234V233ZM137 232V233H136ZM94 233H96V234H94ZM111 233H112V235H111ZM130 235H129V234ZM140 233L141 234H143L142 233V231H140ZM147 233V232H146ZM40 234V235H39ZM47 234V235H46ZM55 234H57V235H55ZM81 234H83V236L81 235ZM90 234H91V236H90ZM93 234V235H92ZM100 234V235H99ZM104 234H106V235H104ZM122 234V235H121ZM58 235H59V237L60 236H62V237H58ZM87 235H89V237L87 236ZM95 235V236H94ZM115 235H118L117 236V238L116 237H114ZM124 235H126V236H124ZM146 235V234H145ZM157 235V236H156ZM40 236V237H39ZM65 236V238H63ZM71 236V235H70ZM80 236L82 237V238H80ZM84 236H86V237H84ZM98 236H100V237H98ZM101 236L103 237V236H105V237H103V238H101ZM121 236V237H120ZM129 236H131V238L130 239H132V240H130L129 239ZM147 237H149L148 239H149V241L151 242V244H153L152 243V241L154 242V239H155V241H156V237L158 238V236H159V234H154L153 233V236H152V234L150 233V234H148V235H146ZM59 239H58V238ZM88 237V238H87ZM110 238V239H107V238ZM121 239H120V238ZM125 237H127V239H125ZM135 237H136V239H135ZM146 237V238H147ZM151 237V238H150ZM153 237V238H152ZM84 238V239H83ZM86 238H87V240H86ZM95 239V240H91V239ZM96 238H101V240H99V239H96ZM114 240H113V239ZM116 238V239H115ZM123 238V239H122ZM49 239H51L52 240V242H50V240ZM60 239H62L61 240V242H60ZM82 239V240H81ZM104 239H106L105 241H104ZM118 239H119V242H121L122 240H125L124 242H125V244H124V242L122 241L121 243H118ZM129 239V240H128ZM133 239H134V241H135V244H134V242H133ZM148 239H147V241H148ZM32 240H30V242L29 241H27V243H31L32 242ZM53 240H54V242H53ZM89 240H91L92 241V243H91V241L89 242ZM97 240V241H96ZM103 240V241H102ZM121 240V241H120ZM49 241V242H48ZM94 241L96 242V243H94ZM107 241H109V242H107ZM112 241V242H111ZM115 241H117V245H115L116 244V242H115V244L114 245H112L111 243H114ZM128 241V242H127ZM131 241V242H130ZM148 241V242H149ZM78 242V241H77ZM85 243V245L83 244V243ZM89 242V243H88ZM107 242V244L109 245V243L112 245V246H114V247H112V246H109L108 248H107V244H104V243H106ZM132 242H133V244H132ZM82 245H81V244ZM91 243V244H90ZM96 244L97 246L95 247V245L94 244ZM131 243V244H130ZM89 244V245H88ZM100 244V245H99ZM29 245V247H30V244H27V246ZM102 245V246H101ZM120 245H122V249L120 250V248H121V246ZM124 245H126V246H124ZM127 245H132V247L133 248H131V246H130V249H129V246H127ZM83 246V247H82ZM87 246V247H86ZM89 246H91V248L89 247ZM94 246V247H93ZM98 246H100V248H102L103 246V251H102V249H100ZM117 246V247H116ZM120 248H119V247ZM77 247V248H76ZM92 247H93V249H92ZM129 250V251H131L130 252V254L132 253V251L134 252L133 254H134V256H133V254H131L132 256H130V254H129V251L126 249V248ZM66 248V250H64ZM81 250H80V249ZM82 248H83V250H82ZM86 250H85V249ZM99 248V249H98ZM107 248V249H106ZM117 248H119L118 250H119V252L121 253V254H119V252L117 253V251L115 252V250L117 249ZM124 248V249H123ZM68 249H69V251H68ZM92 250V251H90V250ZM96 249V251H99V253L97 252V254H96V251H94ZM98 249V250H97ZM104 249L107 251H109V249H110V252L112 251L111 249H113V252H111V254H110V252H106V251H104ZM126 249V250H125ZM132 249V250H131ZM75 250H78V251H75ZM80 250V251H79ZM84 250L85 251H87V252H84ZM102 252H101V251ZM124 250V251H123ZM125 251H127V252H125ZM54 252V254H53V256L54 255H56L57 254V251H53ZM67 252V253H66ZM78 252V253H77ZM91 252V253H90ZM136 252V253H135ZM56 253V254H55ZM88 253H90V254H88ZM94 253V254H93ZM110 255H109V254ZM117 254V256H116V254L113 256V254ZM126 253V254H125ZM119 254V255H118ZM124 254V257L122 256ZM112 255V256H111ZM128 255H129V257H128ZM126 256L128 257V259H129V261H131V262H129V261H127V260H125V259H127L126 258ZM114 259H113V258ZM115 257L117 258L116 260H115ZM122 257V259H120ZM131 257H132V260H131ZM71 258V259H72ZM85 258V259H84ZM104 258V259H103ZM123 258H125V259H123ZM80 260H82V262L80 261ZM84 260V261H83ZM119 260H120V263H119ZM125 260V261H124ZM140 260H142V262L140 261ZM105 261V260H104ZM144 261V262H143ZM146 261V262H145ZM117 262H115V263H113V264H117ZM125 262V263H124ZM127 262V263H126ZM137 262V263H136ZM138 262H140V263H138ZM133 262L131 263V264H134ZM84 264V263H83Z\"/></svg>",
    "mask_w": 264,
    "mask_h": 264
}]
</instances>
